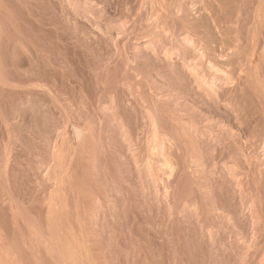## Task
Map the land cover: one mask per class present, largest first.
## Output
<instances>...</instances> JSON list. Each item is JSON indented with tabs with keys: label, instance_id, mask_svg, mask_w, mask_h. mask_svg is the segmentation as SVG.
<instances>
[{
	"label": "rangeland",
	"instance_id": "374dc122",
	"mask_svg": "<svg viewBox=\"0 0 264 264\" xmlns=\"http://www.w3.org/2000/svg\"><path fill=\"white\" fill-rule=\"evenodd\" d=\"M0 1L3 2V3L0 2V7L2 6L0 8L2 10V11L0 10V13H1L0 14V19L3 20V21H0V25H1L0 27L3 28V29L0 28L1 29L0 31H1L2 34L5 33V35L8 33L6 36L5 35H2L0 33V35L2 36V39H3L2 40L1 37H0V39H1L0 40V42H1V44H0V48H1L0 49V55H1L2 60H3V61L0 60V62H1L0 65L5 66V67L0 66V70H3V71H1L2 74L0 73V87H1L0 88V112L2 113V114L0 113V164H1L0 165V172H1V169L4 168V166H7L8 170H9V171H7L8 172L7 175H5V178L4 177L2 178L3 181H2V179H0V184L1 185L4 184L3 186H5L6 183H4V181H5L4 179L7 178V183L10 184V187H11L8 190L10 193L8 191L6 193V190L7 189H5L4 187H1V185H0V198L3 200L2 201L0 199V205H1L0 206V214H1L0 215V236H1V239H3L4 241L7 240L6 243L8 245H13L16 248V250H17L18 253H16L17 260L15 258V264H39V263H41V264H46V263H48V264H105V263L106 264H231V263L232 264H236V262L239 264V260L238 259H236L237 260L236 261L235 259H232V258L233 257L234 258H238L236 256H237L239 250H241L242 247L245 248L247 246H249V248H250V245H251L250 250L249 249L248 250L246 249V250L249 251L250 255L248 256V258L249 259L251 258L250 261H252V262L248 261L249 259L247 258L248 260L245 263L246 264H250V263L253 264L254 262H255L254 264H258V263L261 264V263H263V261H264V258H263L264 251H262V249L264 250V242H263L264 241V231H263V228H262V231H263V233H262V231H260V232L259 231H254L253 229H251L250 226L247 227V228H246L247 225L244 226V224L247 222V220H246V218H247L246 215L247 214L246 213H249L248 212L249 211L248 208L245 207V206H244L245 208H243V214L245 216H243V214H242V218H240V217L237 216V219H238L237 221H239V223L242 222V224H240L239 226L240 227L244 226L245 229H242L243 227L242 228H239V226H238L239 223L238 222L236 223V218H235V219H233V221L235 223L233 221H231V222L234 225L237 224V227L235 226V228H234V226H232V223H226V225L229 224V227L227 226L228 229L231 228V226H232V228H234V229H232V228L229 229L228 230L229 232H228L227 229H226L227 227H226L225 223L224 222H221V220H219V218H216V216L217 217L218 216H224L223 214L226 215V212H227V215L229 213L233 215V213L235 211L237 212V210H238V209L236 210V208L239 207V206H237V204L240 202L239 201L240 198L239 197H236V198L235 197H232L231 190L233 188L232 189L231 188H228L231 185L229 183V186H227L228 185V180H224V179H226V177L225 176L223 177L224 173L228 169V166H231L234 169H236V173H237V176L238 177H240L242 175L248 177V173H249V177L248 178L242 176V178L240 177L241 180H239L240 178H238L236 176L239 181L236 178H235L236 181H234V182H236V184L234 183L235 184L234 186L239 185L241 187L240 188L239 186H237V187H239L238 189L240 191H241V189L242 190H245V188H248V187L251 188L250 190H247L246 189L245 192L243 191L245 194L248 195V198H247L248 200L252 197L251 195H254V193H253L254 192L253 191L254 190L253 188H255L254 185H256V187L258 189H260V188L264 189V187H262L264 185V182L260 180L261 178H259L258 176H256V173H254L255 172L254 170L256 168L253 166L255 163H259L260 164L261 161H264V131H263L264 130V126H263L264 125V122H263L264 121V99H263L264 98V90H263L264 89V60H263L264 59V0H182L183 2H181V0L180 1L179 0H161V1L160 0H151V1L150 0H91V2H90V0H81V1H83V3L81 1L76 0L79 3L82 4V5H79L81 8L79 6L73 8L71 5H70L71 6L70 7V6H68L69 3L66 2L65 0H59L60 2L58 0H26V1L25 0H16V1L15 0H6V1L5 0H0ZM64 1L66 2L65 5H64ZM84 1H85L86 4L84 3ZM156 1L158 3H156ZM159 1H160V4L161 5L159 4ZM89 2H90V4H89ZM234 2H235V4H234ZM151 3H152V5H151ZM87 4H89V5H87ZM166 4H168V5H166ZM159 5L162 7V9H161V7ZM89 6H90V8H89ZM151 6H153V7L155 6V8H152ZM157 6H159V7H157ZM72 8L75 9V10H78V12H76ZM163 9H165V10L163 11ZM97 10L99 11V13H98ZM105 10L107 11V14H106V11ZM82 11H84V12H82ZM165 11H166V13H165ZM167 12H170V13H167ZM171 12H172V14H171ZM227 12H229L230 14L227 13ZM79 13H80L81 16L79 15ZM164 13L166 14V18L164 16L165 15ZM169 14L174 15L175 17L174 16H171ZM83 15L84 16L86 15L87 17L86 16L84 17ZM145 16H146V18H145ZM170 16H171V19H170ZM162 17H163V19L164 18L165 19L163 20ZM211 17H213V18H211ZM70 18H71V20L72 19L73 20L71 21ZM76 18H77V20H76ZM95 18H99V19H95ZM56 19H57V21H56ZM168 19H170V20H168ZM103 20H104V22L106 24L103 22ZM64 21H65V24H64ZM92 21H94L95 23H93ZM2 22H3V24H1ZM91 22H92V24H91ZM79 23H80V25H79ZM145 23H147V24H145ZM163 23H165V24L166 23H169L170 25L168 26V24H167L165 26V24H163ZM61 24H63V25H61ZM84 24H85V26H84ZM98 24H99V26H98ZM103 24H104V26L102 27ZM60 26L63 29H61ZM74 26H76V27H74ZM110 26H112V29H110ZM119 26L122 28L121 30H120V27ZM170 26H171V28H169ZM65 27H66V29H65ZM92 27H94V28H92ZM107 27H108L109 30L107 29ZM82 29H83V32H82ZM87 29H89V30H87ZM163 29H165V32H164ZM229 29H231V30H229ZM69 30H72V31L70 32ZM135 30H136V32H135ZM8 31H10V33ZM53 31H54V33H53ZM103 31H105V33ZM162 31L165 34H163ZM245 32H247V33H245ZM151 33H153V34L155 33V34L153 35ZM22 34H23V36H22ZM157 34L160 35L163 38V39L160 38V39L157 40L158 43H157V47H156V51H155V53H156L157 56H160L161 57L163 55H167V56H171L172 59H174L175 61L184 60V61H186L187 64L194 63L195 65H198L199 67L201 65H203L202 67L199 68L200 71L202 70L203 74L202 75L199 74L197 76L196 79H199L198 81H200V82L199 83H196V84H200L201 82H202V84H204L207 80H208L207 82H209V80L211 78V75H215L219 71H221V72L218 73L219 75L218 74L217 75L219 77L221 76L220 77L221 79L224 77V74H221V73H225V74L227 73L228 75L235 73L236 76L241 77L240 79L245 80V82H246V83L244 82L245 86L242 85V87H243L242 88L243 93L242 92H238L239 94H237V97L238 98L240 97L239 99H241L240 101L242 102V105H243L242 106L243 107V111L242 112H244V109H245V112L246 113L245 112L242 113L243 115H241V113H240V117L241 116L242 117L239 118V119H236L235 116H233V118H232L231 117L232 114L229 115V113L225 111L227 109V108L225 109V106L227 105L228 108H229V106H232V108H233V105L231 103V100H232V98L236 97V96H234L236 94H232L233 97H229L230 95H226L227 92L224 93L225 91L222 90V89H221V91L222 92L224 91L223 92L224 96H222L223 95L222 92L219 91L220 93L218 92V94H217L218 95V98H217V95H215V97L217 99L215 97H213V99H214L213 101L215 102L217 100V102H218V103L216 102L218 104V105L216 104V107L219 108V110H218V109H216V107L215 108H213V107L211 108L210 106H212V105L209 104L208 102H207V104L204 103V102H202L200 96H199V98H196V97H198L199 93L197 92L195 85L193 86L194 89L192 88L195 92L194 91H190V94H187V95L186 94L185 95L184 94H179L178 95V92L175 90V88H172V87H168V86L167 87L166 86L163 87V89L164 88H167L166 90L165 89L163 90L162 88H160L163 85V82L161 81V79L164 80L162 78V76H161V73H163L161 71H164V70H161L162 68L159 69L160 66L154 65L152 63L149 64L148 61H147L148 64H147V62L144 64V62L146 61L145 59L140 58V60H139V58H136L135 57L136 53H138V52L141 53L140 51H142L144 49L143 46H145L146 43L153 41V39H155V37L157 36ZM186 35L192 39V44L190 46V48H192V49L189 50L186 55H184V54L181 55L182 53L180 51L177 54L176 52L178 51V47L180 46V41ZM71 36H73V37L71 38ZM94 38H96V39H94ZM12 39L14 40L13 42H12ZM18 39H20V40H18ZM110 39H112L113 42ZM21 40H22V42H20ZM93 40H95V41H93ZM159 40H160V43H159ZM67 42H69V43H67ZM82 43L84 44V46H83ZM251 43H253L252 46H251ZM3 44H5V45H3ZM21 44L24 45V46H27V48L29 50V53H30L29 55L32 56V57H30L28 55V53H24L23 54V56L28 57V60H30L31 67L26 66V67L23 68V66H21L20 59L21 58H24V57L18 53L19 50H17V52H15L16 49H17V47L18 46H21ZM29 44H30V46H29ZM99 44H101V45H99ZM158 44L159 45L161 44V45L159 46ZM202 44H203V46H202ZM81 45H82V48L80 47ZM115 45H117V47ZM199 46H201V47H199ZM11 47L13 49H15V50L13 51V49ZM90 48H92V49H90ZM49 49H50V51H48ZM89 49L92 50L93 52L90 51ZM96 49H97V51H96ZM176 49H177V51H176ZM9 50H10V52H9ZM84 50L86 52H88V53H86ZM164 50H165V52H163ZM193 50L195 52H193ZM150 52H152V49H150ZM14 53H16V54H14ZM89 53H91V57H89L90 56ZM168 53H169V55H168ZM92 54H94V55H92ZM201 54H203V55H201ZM98 55H99V57H98ZM92 56H94V57H92ZM17 57H19V58H17ZM7 58H8V60H7ZM98 58L101 59L102 61L101 60H98ZM17 59H18V61H17ZM104 60H105V62H104ZM133 60H134V62H133ZM61 61H63V62H61ZM215 61L217 62V64H216ZM16 62H17V64H16ZM95 62H97V63H95ZM100 62H102V63H100ZM188 62H190V63H188ZM90 63L92 65L95 63L94 65H97V67L96 66L94 67V65L93 66L90 65ZM197 63H199V64H197ZM60 65H62V66H60ZM65 65H66V67H69V68L66 69ZM211 65L217 67V69L219 71L214 70V67H212ZM12 66H14V67H12ZM35 66H37V68ZM210 66L212 67V70H211V67ZM250 66L252 67V69H251ZM105 67H106V69L108 68V70H106ZM203 67H204L205 71L203 70ZM100 68H101V73H100V70L98 71V69H100ZM235 68H238V69H235ZM25 69H28V70H26L27 72L25 71ZM61 69H63V70H61ZM31 70H34V71H31ZM234 70H237V73L238 74L236 73V71L234 72ZM240 70H241V72H239ZM71 71H72V73H71ZM105 71H106V73H105ZM108 71L110 73H108ZM213 71H214V74H213ZM215 71H217V72L215 73ZM18 72H20V73H18ZM232 72H234V73H232ZM103 73H104V75H103ZM251 73L252 74L254 73V74L252 75ZM20 74H22V75H20ZM90 74H92V75L90 76ZM129 74H130V76H129ZM157 74H158V76H157ZM195 74H197V73L195 72ZM141 75H144V76L142 77ZM204 75L207 76V77H204ZM11 76H12V78H11ZM105 76H106V78H105ZM153 77H155V78H153ZM160 77H161V79H159ZM202 78L204 79V81H203ZM206 78H208V79H206ZM39 79L42 80V82H40ZM95 79H99V80H95ZM158 79H159V82L160 83L158 82ZM3 80H5V81H3ZM105 80H107L108 85H110V87L108 85L106 86L107 82ZM38 81L40 82V85L38 84ZM104 81H105L106 84L104 83ZM109 81H111V83ZM155 81H157V82L156 83H153ZM8 82L11 83L12 85L14 84L13 85L14 87L13 86H10L11 84H9ZM223 82H224V80H223ZM223 82H222V84H223ZM46 83H47L48 86H50V88L47 87V85H45ZM139 83H141L140 85L143 86V87L139 86ZM143 84H145V85H143ZM157 84H160V85L157 86ZM231 84L233 85V83H231ZM42 85H44V86H42ZM56 85H58V86H56ZM94 85L95 86L98 85L97 86L98 88H95ZM103 85H104V87H103ZM246 85H247V87H246ZM122 86H124V87H122ZM135 86H137V87L139 86V88H137ZM233 86H235V84ZM55 87H58V88H55ZM101 87H102V89H101ZM157 87H158V89L156 90ZM230 87H232V86H230ZM61 88H62V90H61ZM150 88H151V90H150ZM170 88H172L174 90L173 91H170V90H172ZM98 89H99V92L97 94L96 91ZM137 89L138 90L139 89H142V90L138 91ZM252 89H254L255 91L254 90L252 91ZM57 90L59 91V93H58ZM134 90H135V92H134ZM61 91H62L63 94H65V96L62 95V93H60ZM81 91H83V92H81ZM157 91H158V93H157ZM104 92H106V95H105ZM142 92H143V94H142ZM169 92H172V93H170L172 95L168 94ZM173 92H175V93H173ZM247 92H248V94H246ZM130 93H132L133 95H131ZM145 93H146V96H145ZM163 93H164V95H163ZM191 93H194L197 96L195 97V95H192ZM40 94H42V95H40ZM68 94H70V95H68ZM157 94H159V95H157ZM243 94H245V95H243ZM21 95H23V96L21 97ZM101 95H104V96L102 97ZM113 95H115L116 98ZM138 95H140V97ZM153 95L154 96L157 95V96L154 97ZM169 95L171 97H169ZM85 96H86L87 102H86ZM97 96H98V99H95ZM165 96L167 97V99H169V101L166 99ZM28 97H31L32 105L30 106V108L29 107H26V106L24 108L23 107V104L26 102V100H27ZM46 97H48V98H46ZM100 97H102V98L99 99ZM248 97H250V98L248 99ZM17 98H18V100H17ZM67 98H68L69 101L67 100ZM71 98H72V101H71ZM134 98H135V101H134ZM142 98L144 100H142ZM147 98L149 99V102L150 103L148 102ZM160 98L162 99L161 103L163 102V100L166 103H169V105L167 107L169 109L168 111H170V109H171V111L172 110H174V111L176 110L175 112H178V110H179L181 112V114H182V117L183 118L186 117L185 119H191V118L194 117L191 120L195 121V123L197 124L198 127H200L201 129L207 128V131L209 129L212 130L210 132L212 133V135L214 133L213 138L216 137L217 141L219 140V138L221 139V141L219 140V142H217L216 139H214V140L211 141L210 139H208V138L206 139L205 138L203 140L204 142L207 141V140L209 141V142L208 141L205 142V144H207V146H206L207 147V150H208V152H210V154L207 153V152L205 153L206 154V158H209L208 161L210 162V163H208L207 159H205V177L208 179V181L210 180L209 183H210V185L212 187V190H213L212 192L216 195L213 203L216 204L218 207L220 205L219 208L221 209V210H218L215 213V215L208 213L207 210L203 206H202V210L200 209L198 215H196L194 211L192 213V210L191 209L183 208L184 207L183 205H186L184 203H186L187 201L189 202V201L199 200V197H198V193H197L196 188H193L192 186H187L189 183L186 184L187 177H185L183 175V171L181 169L182 168V162L181 163L179 162L180 163L179 165H181V166H179L178 171L175 174V176H173V178L172 177L170 178V175L169 174L167 175V172L165 171V169L162 170V172H161L162 178L163 177H167V178H164V179H162L163 181L161 180V181L158 182V186L159 187L157 185H156V187L152 186L151 183H150L151 182L150 179L149 178L146 179L145 176H144V167H146V163H147L146 162L147 161L146 158L148 157V152L146 150L147 147L146 148H144V147H145V145L148 146L147 145L148 144V141H149L148 138H150L151 132H152V128H151L152 125L150 124L149 119L147 118L148 117V112H149L150 108L151 109L153 108V103L156 100H159V102H160ZM51 99H53V100H51ZM88 99H90V100L92 99V100L90 101ZM114 99H115V101H114ZM118 99H120V100H118ZM153 99L155 101H153ZM173 99H174L175 103H174ZM101 100H103V101H101ZM82 101H83V104H85V102L87 103L86 106L83 105V104H81ZM88 101H90V103ZM34 102H35V104H34ZM79 102H80L81 106H80ZM139 102H140V105H139ZM156 102L158 103V101H156ZM165 102H163V103H165ZM172 102H173V104H170ZM195 102H196V104H195ZM198 102H199V104H198ZM71 103H72V105H74L73 107H71L72 106ZM92 103H93V107H92ZM102 103H104V104H102ZM148 103L151 104V105H149ZM68 104H69V106H68ZM78 104H79V106H78ZM187 104L188 105L190 104V105L188 106ZM260 104H262V105H260ZM19 105H20V108H19ZM33 105H34V107H33ZM126 105H128V106H126ZM141 105H143V106H141ZM197 105H199V106H197ZM94 106H96L95 109H94ZM219 106L222 107V108H220ZM35 107H36V109L39 112L38 111L37 112L35 111L36 110V109H34ZM75 107L76 108L77 107H80L81 109H83V108L84 109L83 110H81V109L78 110V108L76 109ZM87 107L90 108V109H88ZM193 107H194V109H193ZM196 107H198V108H196ZM257 107H259V109H257ZM72 108H74V109H72ZM91 108L94 109V110H91ZM108 108L109 109L110 108H113L112 111L115 110L114 112L111 111L112 112L111 115L113 116L114 113H116L115 114L116 115V122L113 119H111L112 116H108L104 112L105 109H108ZM189 108L190 109L192 108V110H193V111L191 110L192 113H191V111H189L190 110ZM195 108H196L197 111L195 110ZM99 109L101 111L104 110L103 113H101V111ZM222 109H223V111H221ZM146 110H148V112ZM216 110H218V111H216ZM257 110H259V111H257ZM87 111H90V112H87ZM76 112L79 113V114L81 112V114L78 115V114H76ZM97 112L99 114L100 113L101 114L99 115V114H97ZM166 112H167V110H166ZM145 113L147 114V116H146ZM218 113H219V115H218ZM104 114H106V116ZM221 114H223V115H221ZM101 115H102V117H101ZM92 116H94L93 117L94 119L91 120ZM95 116H98V117H95ZM190 116H191V118H190ZM224 116H226V117H224ZM99 117H100V119L102 118L103 120L102 119L100 120ZM47 118H48V120H47ZM81 118H83V119H81ZM107 118L109 120H107ZM256 118H259V119H256ZM79 120H80V122H79ZM88 120L90 122H92V123H89ZM93 120L96 122V124L98 123L99 127H98V125L95 124V122H93ZM105 120H106V122H105ZM119 120H121V121H119ZM103 121H104V123H102ZM141 121H142V123H141ZM81 122H83V123H81ZM113 122H114V124H113ZM207 122H208V124H207ZM115 123L118 124V126L115 125ZM122 123H123V127L125 128L124 129V133H126V132L129 131V133H127L129 135L126 134L127 135L126 139L125 138H121V130H119L120 129L119 128V124H122ZM48 124H50V126ZM110 124L112 126H110ZM149 124H150V126H149ZM260 124H262V125H260ZM143 125H145V126H143ZM221 125H222V128H221ZM76 126H78V128H81V129H84L85 126L87 128V129L85 128L84 129L85 132L84 131L83 132L85 134L88 133V136L91 137L90 140H91L92 143L90 142V140H88V145L91 144L90 146H88L89 147V150L91 149V151H92V152H90L91 154L88 153L90 155H88L87 153H84L85 151L87 152V150H85V151L83 150L86 147L85 145H87L85 143L87 141H85V140L82 141L81 138L79 139L80 141H77V139L75 140V138L73 137V139L75 141L73 140L71 142V139H69L70 136L67 137V135H71L72 136V134H74L73 133V130L75 129ZM101 126H102L103 129L101 128ZM108 126L110 127L111 130L110 129H106V127L108 128ZM113 126H114L115 129H113ZM25 127H26V129H25ZM95 127H97V128H95ZM141 127H142V129H140ZM210 127H212V128H210ZM98 128L99 129L101 128L102 130L101 129L99 130ZM27 129H29V130H27ZM148 129H150V131ZM22 130H24V131H22ZM107 130H110V131L107 132ZM143 130H144V132H143ZM51 131H53L54 133H52ZM229 131H231V133H229ZM234 131H236V132H234ZM92 132H94V133L92 134ZM142 132H143V134H142ZM95 133H99L100 134V135L99 134H96L97 136L100 137V138L98 137L97 140L102 139L103 136H104V140L102 139L103 140L102 141L103 143L105 141L104 144H102V142L100 140L97 142V140H96V137L97 136L96 137L94 136ZM261 134H262V136H261ZM55 135H58L57 139H56V136ZM141 135H143V136H141ZM148 135H149V137L147 138ZM16 136H17V139H15ZM235 136H236V138H235ZM137 138L140 139V140L142 139V140L141 141L140 140H136ZM146 138L148 140H145ZM237 138H239V139H237ZM257 138L260 139V140H258ZM18 139H19V141H18ZM127 139H130L132 141L131 145H128L129 140L127 141ZM228 139L231 140V141H229ZM236 139L238 141H240V142H238ZM63 140L66 141V144L65 145H64V142L65 141H63ZM106 140L107 141L109 140L108 142L111 144V145L110 144L109 145L110 146H113V147H110L109 146L111 149L105 147L106 146L105 145L106 144ZM115 140H117V141H115ZM134 140H135V142H134ZM95 141L97 142L96 143L97 146L95 144ZM138 141H139V145L136 144V143H138ZM228 141L231 142V143L229 144ZM2 142H4V143H2ZM16 142H17V144H16ZM48 142H50V143H48ZM56 142H57L60 150L62 152L64 151V155H63V153L61 154V151L59 150L60 157H58V158H60V159L62 158V161L67 159L66 160L67 163L64 161L61 164V161L58 160V158L57 159L55 158L56 159L55 160L53 157H51L52 156L51 155L52 154L51 153L52 152L51 150H52V147H54L53 144L55 145ZM60 142H63V145ZM70 142L73 143V145ZM99 142H101L102 145L101 144H98ZM119 142H120V144H119ZM141 142H142V144H141ZM248 142L251 143V144L248 145L249 144ZM211 143H212V145L210 146ZM213 143H215L216 145L213 144ZM218 143L220 144V146L217 145ZM9 144H10V146H9ZM60 144L62 146H60ZM240 144H241V146H240ZM243 145H245V146H243ZM91 146H92V148H91ZM93 146H94V148H93ZM126 146L127 147L130 146V148H132V149H130V148L128 149V148H126ZM133 146L135 148H133ZM212 146L213 147L218 146V148L215 147V149H213ZM225 146H226V148H225ZM47 147H49V148H47ZM79 147H80V149H79ZM81 147H82V149H81ZM88 147H86V148H88ZM103 147H105V148H103ZM208 147H211V148H208ZM239 148L241 150H243V155H244L242 157L243 158V161H240L241 159H239L238 158L239 156H237L236 149L238 150ZM96 149H98V150H96ZM227 149H228V151H226ZM234 149H235V152H233ZM251 149H253V150H251ZM65 150H66V152H65ZM81 150H83V151H81ZM89 150H88V152H89ZM118 150L119 151L121 150V151L119 152ZM129 150H132L134 152L132 153V151L130 152ZM212 150H213V153H212ZM18 151H19V153H18ZM127 151H128V153H127ZM136 151H139V152H137L136 153V156H135L134 153ZM244 151H246L247 153L244 152ZM75 152H76V154H75ZM98 152H99V154H98ZM123 152L126 153V156H125V154ZM145 152H147V153L145 154ZM229 152H231V153H229ZM253 152H256V154L258 153L257 154L258 156L256 154H253ZM5 153L8 154V156H9L8 158H10V160L8 158L7 159L5 158V157H7V156H4ZM66 153H67V155H66ZM71 153L73 155V158L71 157ZM96 153L100 157H98ZM118 153L121 154V155H119ZM138 153H139V155H138ZM224 153L225 154L227 153V155L224 156ZM39 154H41V155H39ZM214 154H215V157H214ZM217 154L218 155L220 154V155L218 156ZM231 154L233 156H231ZM250 154H252V155H250ZM68 155H69V157H68ZM116 155H117V157H116ZM133 155L136 157V159L139 157L137 160L141 164L140 165V168H139V166H137L135 164V162H134L135 158H134ZM210 155H212V156H210ZM254 155H256V156H254ZM64 156H67V158L63 159ZM216 156H218V157H216ZM87 157H90V158L92 157L93 158V161L90 162ZM132 157H133V159H132ZM226 157H227V159H226ZM232 157H233V159H232ZM253 157H255V158L253 159ZM105 158H107V159H105ZM142 158H143V160H142ZM152 158L153 157H151L150 162L152 164H154L155 161ZM210 158H211V160H210ZM229 158H231V159H229ZM258 158L259 159L261 158V159L258 160ZM49 159H50V161H49ZM130 159H132L133 161L132 160L130 161ZM213 159H215V161ZM245 159H247V161H244ZM251 159L253 161H255V162L251 161ZM87 160H88V163L90 165L88 168L86 167L87 166L86 164H88L87 163ZM238 160L240 162L239 164L242 165L243 167L245 165L248 168L251 167L250 170L249 169H244L243 170L242 166H240L238 164V162H237ZM57 161H58V163H57ZM180 161H182V159H180ZM219 161H220V163H219ZM242 162H245V163H242ZM53 163H54L55 167H54ZM95 163H96V165H95ZM129 163L131 165H132V163H134V164L132 166H129ZM211 163H213V164H211ZM246 163H249V166ZM31 164H33V165H31ZM223 164H224V166H223ZM233 164H235V165H233ZM237 164L239 165L240 168L238 167ZM259 164H257V165L255 164L256 167ZM10 165H11V167H10ZM12 165H14V166H12ZM34 165L37 166V167L35 168ZM91 165H95V167L94 166L91 167ZM221 165H222V167H221ZM234 166H236V167H234ZM67 167H68V169H67L68 171L66 170V172H68L69 174L67 173L68 175H66L67 177H65L66 178L65 179V183H63L64 187L62 185V188H61V186H60V180H61L62 176H64L66 174L65 169ZM131 167H133L134 169L132 168V170H131ZM253 167L255 169H253ZM15 168H16V170H15ZM125 168L127 170H125ZM241 168H242V171H241ZM263 168H264V166H263ZM10 169H11V171H10ZM116 169H118V170H116ZM139 169H141V170H139ZM142 169H143V171H142ZM190 169L193 170V168H190ZM106 170L107 171L109 170V172H107ZM133 170H134V172H133ZM215 170H216V173L218 171V173H219L218 175L215 173ZM238 170H240L239 173L237 172ZM55 171H56V173H55ZM209 171H211V173ZM247 171H250L251 174H250V172L246 173ZM47 172H49V173H47ZM137 172H139V173L137 174ZM59 173H60V176L61 177H59ZM71 173H74V174L72 175ZM90 173H91V175H90ZM109 173H110V175H109ZM127 173H129V174H127ZM1 174H3V172H1ZM253 174H255V179L254 180L256 181V179H257V181H258L257 184L255 182H253L254 181L253 178H252V177H254ZM55 175H56V177H54ZM75 175H77V178H76ZM89 175L92 176L93 178L90 177ZM127 175H129V176H127ZM220 175H222V177ZM50 176H52V179H51ZM71 176L72 177L74 176L76 180H73L74 177L72 179ZM114 176H115L116 179L114 178ZM140 176L143 179H140ZM216 176L221 177V179H223V180L222 181H219L221 179L219 177L217 178ZM57 177H59V178H57ZM48 178L50 179V181H49ZM67 178H68V180H67ZM120 178H122L123 180L120 179ZM144 178L146 179V181H145ZM174 178H176V179H174ZM243 178L244 179L246 178V179L244 180ZM57 179H60V180L57 181ZM90 179H92V180H90ZM171 179H172L173 183L171 182ZM130 180H131L132 183L130 182ZM246 180L247 181L249 180V182L246 183L247 182ZM66 181H67V183H66ZM148 181H149V183H148ZM224 181H225V183H223ZM259 181H261L263 184L260 182L261 183V185H260L259 184ZM169 182H171V185H170ZM181 182H183V183H181ZM242 182H244V183H242ZM74 183H76V184H74ZM122 183H124V184L122 185ZM241 183H242V185H241ZM245 183H246V185H245ZM66 184L67 185L68 184L69 185L71 184L70 185L71 187L69 185L66 187ZM90 184H91V186H90ZM126 184H128L129 186L131 185V186L129 187ZM42 185H44L43 186L44 188L42 187ZM137 185L139 187H137ZM167 185H169V186H167ZM172 185L174 186V188H173ZM112 186H113V188H112ZM114 186H115V188H114ZM141 186L142 187L145 186L144 187L145 189L142 188ZM149 186L152 187V188H150ZM178 186H179V188H178ZM127 187H129V188H127ZM3 188H4V193H6V196L3 193ZM101 188H102V190H101ZM120 188H121L122 191L120 190ZM166 188H168V189L171 188V190L170 189L169 190L168 189L166 190ZM224 188L225 189L227 188L228 190H225ZM17 189H18V191H17ZM150 189L151 190H153V189L154 190H157V192L159 190V193L154 192V190L151 192ZM161 189H162V191H160ZM58 190H59V192H58ZM114 190H115V192H114ZM172 190L173 191L175 190V193L171 192ZM177 190H178V194H177ZM179 190L180 191L182 190V191L180 192ZM73 191H74V193H73ZM146 191H148V192H146ZM186 191H188V192H186ZM247 191H248V193H247ZM118 192H121V193H118ZM228 192H231V193L228 194ZM23 193H25V194H23ZM96 193L99 196H97ZM125 193H126V195H125ZM151 193H152V195H150L151 196L150 197L149 194H151ZM169 193H171V195ZM218 193H219V195H218ZM244 193H243V195H245ZM7 194H9V195H7ZM57 194H59L58 196L60 197V200L62 201L63 211L60 210L61 212L59 211L58 214L56 213L57 215L55 214V215L49 216V213L51 214V212L48 213V211H52V209H53L52 207H54L53 206L54 205V202H53L54 201L53 200L54 198L53 197H55V196L57 197ZM173 194L176 195V197L175 196L173 197L172 196ZM10 195H11V197H10ZM164 195L170 197V198L168 197V201H165L166 199H165V196ZM184 195H186V196H184ZM229 195H231L232 199H231V197H229ZM243 195H242V200H244L243 199V197H244ZM16 196H18V197H16ZM108 196H109V198H108ZM2 197H4L5 199H3ZM95 197H96V199H99V202L101 203V205L97 208L96 214H95V217H94L92 215L94 213H92V211H91L94 207L93 206L91 207L90 204L92 203V205H94ZM157 197H159V198H157ZM151 198H152V200H151ZM173 198H174V203H175L174 205H173ZM179 198L181 199V202L183 204L178 201V200H180ZM182 198H183L184 201H182ZM233 198H235L236 201H235V199L233 200ZM237 198H239V199L237 200ZM50 199H52V200H50ZM55 199L57 201V198H55ZM68 199L70 200L71 203L69 202ZM157 199H160V200H157ZM170 199H172V201H171L172 202V205L168 203L170 201ZM190 199H192V200H190ZM10 200H11V202H10ZM13 200H14L15 203L13 202ZM121 200H123L125 202H123ZM220 200L223 201V203L221 202L222 204L220 203ZM231 200H233V201H231ZM101 201H103V202H101ZM146 201H148L147 204H146ZM5 202L7 203L6 204L7 206L5 205ZM17 202H18V204H22L23 205V208L25 207L24 208L25 213H26L25 216L26 217L29 216L28 217L29 219L28 218L27 219L30 220V221H32V219H33V221H34V219H36L35 222L37 221L39 223V225H38L39 227L41 225H43L42 223L46 224L42 220H44V221L47 222V219H46L47 218V215L49 217V220H51L52 223L54 222L57 225V226H55V224L53 225L51 222L49 223V226H50L49 229L51 231L50 234L48 233V228L46 227L48 224H46L43 227V230L41 229L42 226L40 227V232L41 231L43 232V236L45 238L44 241L46 243V240H47V243H48V244H46V246H49L50 249H53L52 250V253H55L54 255L52 253L47 255L46 253H44L41 250H40V254H39V252H38L39 249L36 247L37 245L35 246V243H33L34 244L33 246H35L34 248H33V246L32 247L30 246L31 243L30 244L27 243L28 239L23 236L24 235L23 232H25L24 227L22 229L20 228L23 225V223H22L21 219H19L20 216L17 215V213L19 211L16 212L17 210L14 208V207H16ZM151 202H153V203L151 204ZM161 202H164L165 204L164 203H161ZM207 202L209 203V201H207ZM39 203H41V204H39ZM166 203L169 205L170 208L168 207V205ZM178 203L179 204L181 203L182 206L181 205L179 206ZM229 203H231V204H229ZM233 203H235V204L237 203V204L235 205ZM13 204H16V205H13ZM45 204H46L47 207L45 206ZM227 204L230 205V206H228ZM10 205L13 206V209H12V206H10ZM151 205L152 206L154 205V206L152 207ZM158 205H159V208L161 207L160 211H159V208L156 207ZM164 205H166V206H164ZM238 205H240V203ZM41 206H43V207L45 206V207L43 208ZM50 206H52L51 207L52 209L50 208ZM69 206H70V208H69ZM105 206H106V208H105ZM172 206H174V207L177 206L178 207V208L177 207H175V208L173 207L174 209L177 208V210H175V212L177 211V213L174 212V210L172 209ZM225 206L226 207L228 206V207L226 208ZM234 206H236V208ZM40 207H41V209H39ZM85 207H86V209H85ZM88 207H89V209H88ZM100 207H101V209H100ZM113 207H114V209H113ZM166 207L168 208V211H170V212H168V211H167V213H164L163 212V211H166L167 210ZM46 208H48L50 210H47ZM164 208H166V209H164ZM180 208H182V210ZM228 208H232V212L233 213L229 212L228 211ZM42 209H43V211L44 210L45 211L43 212ZM183 209H184L185 212L183 211ZM233 209L235 211H233ZM101 210L104 211V213ZM152 210H153V212H152ZM171 210H172V212H171ZM186 210H188V211H186ZM12 211H15V212H12ZM22 211H23V209H22ZM99 211H101V213ZM114 211L117 214H115ZM178 211H181V212H178ZM11 212H12V214H11ZM45 212H46V214H45ZM89 212H91V214ZM111 212L114 214V217H111V216H113V214H111ZM182 212H184V213H182ZM13 213L14 214L16 213V215H14ZM36 213H38V214H36ZM67 213H69L70 215L67 214ZM168 213L169 214L171 213L172 215L170 214L171 215L170 216ZM178 213H181L180 219H179V215L180 214H178ZM186 213H187V215L182 216V214L184 215ZM5 214L8 216V218H7V216ZM104 214H105V218H104ZM194 214H195L196 217L194 216ZM4 215H5V217H4ZM45 215H46V217H45ZM59 215H62L61 216L62 219H61V217ZM90 215L92 217H91V219H88L90 217ZM173 215H175V216H173ZM190 215L192 217H195V219L192 218ZM234 215H235V213H234ZM2 216H3V218H2ZM9 216H10V218H9ZM17 216H18V218H17ZM33 216H34V218H33ZM186 216H188V217H186ZM26 217H24V218L26 219ZM51 217H53V218H51ZM182 217H183V219H182ZM56 218H58L59 220L58 219L56 220ZM64 218H66L68 220H66ZM86 218L88 220H86ZM190 218H192L194 220L193 221L191 219L192 223L190 221ZM63 219H64V222L62 221ZM175 219H177L176 221L179 223L178 226L176 225L177 223L175 222ZM181 219L182 220H185L186 219V220L184 222V221H181ZM198 219H200V221ZM214 219H215V221H213ZM15 220H17V221H15ZM169 220H174V222L172 223V221H169ZM165 221H166V223H165ZM167 221H169V222L167 223ZM86 222H87V224H89L91 222L92 224L91 223L90 224L92 226L90 224H89V226L86 225L85 224ZM182 222H184V223H182ZM197 222H199L200 224H197ZM14 223H15V225H13ZM19 223H20V225H18ZM40 223H41V225H40ZM169 223L172 224V225H170ZM195 223H196V225H195ZM16 224L18 225V227H17ZM165 224H168V225H165ZM173 224H174V226H173ZM183 225H185V227ZM217 225H218V227H215ZM67 226H68V228H67ZM106 226H107V228H106ZM14 228H16V230ZM213 228L214 229L217 228V229L214 230ZM20 229H21V232H20ZM210 229L211 230L213 229L212 230V233L214 234L216 232L215 233L216 235L215 234L213 235L212 233H210L211 232ZM246 229L249 232L246 231ZM44 230L47 231V232H45ZM69 230H70V232H69ZM170 230L171 231H174V232H171ZM231 230H233V231H231ZM76 231H79V232H76ZM235 231H237V233ZM242 231H244V232L242 233ZM44 232H45V234H44ZM238 232H241L242 233V237L244 235V237L247 236V238H244L243 237L242 239H240V236H241L240 234L241 233L238 234ZM250 232L252 233V235L250 234ZM258 232L260 233L259 236L256 235V233L259 234ZM46 233H48L49 235L46 234ZM91 233H93L94 235H92ZM72 234H73V236H72ZM183 234H185L186 237ZM20 235H21V238H20ZM87 235H89V236H87ZM202 235H203V237H202ZM228 235L230 236V238H229ZM254 235L257 238H255ZM91 236H92V238H91ZM93 236H94V239H93ZM221 236H223V237H221ZM235 236H237V237H235ZM181 237H182V239H181ZM234 237H235V239H234ZM249 237H252V238H249ZM24 239H26V242H25ZM50 239L54 241V242L52 241L51 244L53 243L52 244L53 246L54 245H57V246H54L53 248H51L52 246L49 243V240ZM91 239H93V240L91 241ZM175 239H176V242L177 243L175 242ZM250 239H253L254 241H252ZM261 239H263V240H261ZM229 240H231V241H229ZM235 240L238 241V242H236V244H235ZM256 240H258V241L255 242ZM232 241H234V243H232ZM28 242H30V241H28ZM178 242L181 243L182 245L181 244H178ZM41 243L43 244L44 242L42 241ZM227 243H231V244H227ZM258 243H260V244H258ZM26 244H28L31 248L28 245H26ZM64 244H65V246H64ZM176 244H177V247H176ZM219 244H221V245H219ZM227 245H229V246H227ZM244 245H245V247H244ZM259 245L262 248H260ZM238 246L239 247L241 246L240 249H238L239 248ZM55 247H57V248L55 249ZM217 247L218 248L220 247L219 248L220 250H218ZM229 247H231V248H229ZM235 247L236 248L238 247V248L236 249ZM27 248H28V250H26ZM184 249H186V250H184ZM229 249H231V250H229ZM234 249L236 250L237 253L236 252L233 253V251H235ZM259 249H260V252L258 251ZM27 251H28V253H27ZM99 251H101L102 253H100ZM261 251H262V253H261ZM178 252H180V253L178 254ZM258 252H259L260 255H258ZM36 253H38L39 256ZM41 253H42V256H41ZM231 254H234L235 256L234 255H231ZM261 254H263V255H261ZM43 255H44V257H43ZM178 255H180V256H178ZM252 255H253V257H252ZM56 257L57 258L59 257L58 260L61 259V258L62 259L60 261L57 260V262H56ZM260 258H262L263 261H262V259L260 260ZM68 259H69V261H68ZM226 260L229 261V262L226 263ZM257 261H260V262L257 263Z\"/></svg>",
	"mask_w": 264,
	"mask_h": 264
},
{
	"label": "bare ground",
	"instance_id": "6f19581e",
	"mask_svg": "<svg viewBox=\"0 0 264 264\" xmlns=\"http://www.w3.org/2000/svg\"><path fill=\"white\" fill-rule=\"evenodd\" d=\"M6 1V0H5ZM16 1V0H15ZM26 1V0H25ZM59 1V0H58ZM66 2H68L69 3V5L68 6H72L73 8L74 7H78L79 5H82L81 3H79L78 1H81V0H78V1H76V0H65ZM64 1V5H65V2ZM151 1V0H150ZM161 1V0H160ZM160 1H159V4H160ZM180 1V0H179ZM1 2V1H0ZM60 2V1H59ZM82 3H83V1H81ZM88 2V1H87ZM90 2H91V0H90ZM90 2H89V4H90ZM148 2V1H147ZM155 2V1H154ZM181 2H183L182 0H181ZM240 2V1H239ZM1 3H3V2H1ZM62 3V2H61ZM71 3V4H70ZM84 3H85V1H84ZM153 3V2H152ZM152 3H151V5H152ZM156 3H158L157 1H156ZM164 3V2H163ZM162 3V4H163ZM214 3V2H213ZM216 3V2H215ZM86 4V3H85ZM89 4H87V5H89ZM155 4V3H154ZM169 4V3H168ZM168 4H166V5H168ZM234 4H235V2H234ZM15 5V4H14ZM17 5V4H16ZM51 5V4H50ZM92 5V4H91ZM161 5V4H160ZM159 5V6H160ZM7 6V5H6ZM52 6V5H51ZM70 6V7H71ZM146 6V5H145ZM159 6H157V7H159ZM189 6V5H188ZM236 6V5H235ZM2 7V6H1ZM0 7V8H1ZM80 7V6H79ZM152 8H155V6L153 7V6H151ZM161 7V6H160ZM166 7V6H165ZM208 7V6H207ZM72 8V9H73ZM81 8V7H80ZM79 8V9H80ZM84 8V7H83ZM89 8H90V6H89ZM94 8V7H93ZM98 8V7H97ZM150 8V7H149ZM170 8V7H169ZM189 8V7H188ZM191 8V7H190ZM151 9V8H150ZM161 9H162V7H161ZM1 10V9H0ZM55 10V9H54ZM73 10H75V9H73ZM81 10V9H80ZM89 10V9H88ZM165 9H163V11H164ZM2 11V10H1ZM9 11V10H8ZM21 11V10H20ZM57 11V10H56ZM76 12H78V10H75ZM74 11V12H75ZM87 11V10H86ZM93 11V10H92ZM98 11V10H97ZM103 11V10H102ZM106 11V10H105ZM177 11V10H176ZM48 12V11H47ZM61 12V11H60ZM69 12V11H68ZM73 12V11H72ZM82 12H84V11H82ZM91 12V11H90ZM178 12V11H177ZM206 12V11H205ZM11 13V12H10ZM9 13V14H10ZM58 13V12H57ZM89 13V12H88ZM98 13H99V11H98ZM165 13H166V11H165ZM164 13V14H165ZM167 13H170V12H167ZM210 13V12H209ZM227 13H229V12H227ZM257 13V12H256ZM1 14V13H0ZM53 14V13H52ZM77 14V13H76ZM86 14V13H85ZM106 14H107V11H106ZM171 14H172V12H171ZM171 14H169V15H171ZM179 14V13H178ZM223 14V13H222ZM230 14V13H229ZM259 14V13H258ZM12 15V14H11ZM37 15V14H36ZM46 15V14H45ZM63 15V14H62ZM78 15V14H77ZM79 15H80V13H79ZM88 15V14H87ZM94 15V14H93ZM92 15V16H93ZM101 15V14H100ZM159 15V14H158ZM157 15V16H158ZM210 15V14H209ZM263 15V14H262ZM10 16V15H9ZM81 16V15H80ZM84 16V15H83ZM86 16V15H85ZM84 16V17H85ZM99 16V15H98ZM147 16V15H146ZM146 16H145V18H146ZM165 16V18H166V14L164 15ZM168 16V15H167ZM171 16H174V15H171ZM171 16H170V19H171ZM178 16V15H177ZM16 17V16H15ZM83 17V18H84ZM87 17V16H86ZM91 17V16H90ZM96 17V16H95ZM149 17V16H148ZM175 17V16H174ZM193 17V16H192ZM238 17V16H237ZM261 17V16H260ZM4 18V17H3ZM13 18V17H12ZM64 18V17H63ZM78 18V17H77ZM77 18H76V20H77ZM89 18V17H88ZM102 18V17H101ZM107 18V17H106ZM164 18V19H165ZM188 18V17H187ZM211 18H213V17H211ZM210 18V19H211ZM226 18V17H225ZM8 19V18H7ZM6 19V20H7ZM53 19V18H52ZM62 19V18H61ZM79 19V18H78ZM95 19H99V18H95ZM94 19V20H95ZM142 19V18H141ZM155 19V18H154ZM162 19H163V17H162ZM163 19V20H164ZM170 19H168V20H170ZM174 19V18H173ZM172 19V20H173ZM221 19V18H220ZM9 20V19H8ZM65 20V19H64ZM70 20H71V18H70ZM73 20V19H72ZM71 20V21H72ZM80 20V19H79ZM150 20V19H149ZM159 20V19H158ZM177 20V19H176ZM175 20V21H176ZM204 20V19H203ZM213 20V19H212ZM0 21H3V20H1L0 19ZM46 21V20H45ZM51 21V20H50ZM56 21H57V19H56ZM66 21V20H65ZM65 21H64V24H65ZM84 21V20H83ZM88 21V20H87ZM106 21V20H105ZM145 21V20H144ZM167 21V20H166ZM219 21V20H218ZM77 22V21H76ZM86 22V21H85ZM93 23H95L94 21H92ZM92 22H91V24H92ZM102 22V21H101ZM103 22H104V20H103ZM112 22V21H111ZM110 22V23H111ZM126 22V21H125ZM140 22V21H139ZM150 22V21H149ZM164 22V21H163ZM7 23V22H6ZM62 23V22H61ZM69 23V22H68ZM73 23V22H72ZM75 23V22H74ZM81 23V22H80ZM80 23H79V25H80ZM99 23V22H98ZM105 23V22H104ZM109 23V22H108ZM107 23V24H108ZM204 23V22H203ZM214 23V22H213ZM239 23V22H238ZM1 24H3V22L1 23ZM42 24V23H41ZM50 24V23H49ZM76 24V23H75ZM106 24V23H105ZM112 24V23H111ZM114 24V23H113ZM142 24V23H141ZM145 24H147V23H145ZM163 24H165V23H163ZM168 24V26L170 25L169 23H166L165 24V26ZM177 24V23H176ZM202 24V23H201ZM212 24V23H211ZM221 24V23H220ZM262 24V23H261ZM10 25V24H9ZM53 25V24H52ZM61 25H63V24H61ZM73 25V24H72ZM88 25V24H87ZM101 25V24H100ZM125 25V24H124ZM156 25V24H155ZM226 25V24H225ZM224 25V26H225ZM238 25V24H237ZM259 25V24H258ZM1 26V25H0ZM5 26V25H4ZM65 26V25H64ZM77 26V25H76ZM76 26H74V27H76ZM84 26H85V24H84ZM89 26V25H88ZM98 26H99V24H98ZM104 26V24L102 25V27ZM130 26V25H129ZM167 26V27H168ZM189 26V25H188ZM87 27V26H86ZM106 27V26H105ZM120 27V26H119ZM173 27V26H172ZM217 27V26H216ZM1 28V27H0ZM7 28V27H6ZM30 28V27H29ZM60 28H61V26H60ZM83 28V27H82ZM90 28V27H89ZM92 28H94V27H92ZM99 28V27H98ZM125 28V27H124ZM131 28V27H130ZM147 28V27H146ZM150 28V27H149ZM165 28V27H164ZM169 28H171V26L169 27ZM1 29H3V28H1ZM0 29V30H1ZM61 29H63V28H61ZM65 29H66V27H65ZM100 29V28H99ZM98 29V30H99ZM104 29V28H103ZM107 29H108V27H107ZM110 29H112V26H110ZM122 28L120 27V30H121ZM179 29V28H178ZM203 29V28H202ZM258 29V28H257ZM27 30V29H26ZM44 30V29H43ZM68 30V29H67ZM87 30H89V29H87ZM97 30V31H98ZM102 30V29H101ZM109 30V29H108ZM114 30V29H113ZM149 30V29H148ZM164 30V32H165V29H163ZM169 30V29H168ZM167 30V31H168ZM181 30V29H180ZM217 30V29H216ZM229 30H231V29H229ZM6 31V30H5ZM32 31V30H31ZM51 31V30H50ZM70 32L72 31V30H69ZM92 31V30H91ZM94 31V30H93ZM96 31V30H95ZM151 31V30H150ZM170 31V30H169ZM182 31V30H181ZM222 31V30H221ZM9 33H10V31H8ZM29 32V31H28ZM82 32H83V29H82ZM88 32V31H87ZM100 32V31H99ZM104 33H105V31H103ZM115 32V31H114ZM135 32H136V30H135ZM149 32V31H148ZM153 32V31H152ZM163 32V31H162ZM163 32V34H165ZM178 32V31H177ZM183 32V31H182ZM0 33H1V31H0ZM17 33V32H16ZM38 33V32H37ZM52 33V32H51ZM50 33V34H51ZM53 33H54V31H53ZM52 33V34H53ZM56 33V32H55ZM78 33V32H77ZM81 33V32H80ZM92 33V32H91ZM109 33V32H108ZM126 33V32H125ZM146 33V32H145ZM189 33V32H188ZM245 33H247V32H245ZM2 34V33H1ZM8 34V33H7ZM6 34V35H7ZM29 34V33H28ZM49 34V33H48ZM72 34V33H71ZM74 34V33H73ZM103 34V33H102ZM124 34V33H123ZM150 34V33H149ZM151 34H153V33H151ZM155 34V33H154ZM153 34V35H154ZM168 34V33H167ZM2 35H5V33L4 34H2ZM5 35V36H6ZM38 35V34H37ZM78 35V34H77ZM91 35V34H90ZM104 35V34H103ZM110 35V34H109ZM112 35V34H111ZM188 35V34H187ZM185 36L183 39H181V41H180V46L178 47V51H177V49H176V53L178 54V52L180 51L182 54L181 55H186L187 54V52L189 51V50H191L192 48H190V46H191V44H192V39L190 38V37H188V36ZM236 35V34H235ZM22 36H23V34H22ZM27 36V35H26ZM34 36V35H33ZM98 36V35H97ZM183 36V35H182ZM195 36V35H194ZM202 36V35H201ZM0 37H1V39H2V36L0 35ZM10 37V36H9ZM14 37V36H13ZM55 37V36H54ZM57 37V36H56ZM73 36H71V38H72ZM93 37V36H92ZM99 37V36H98ZM107 37V36H106ZM116 37V36H115ZM155 37V36H154ZM175 37V36H174ZM255 37V36H254ZM7 38V37H6ZM66 38V37H65ZM85 38V37H84ZM113 38V37H112ZM160 38H162L160 35H158L157 34V36L155 37V39H153V41H151V42H148V43H146V45L145 46H143V50L142 51H140L141 53H136V55H135V57L136 58H139V60H140V58H142V59H145L146 61L144 62V64L148 61L149 62V64L150 63H152V64H154V65H157V66H160V68L159 69H161V70H164V71H161V72H163V73H161V76H162V78L164 79V80H162L161 79V77L159 78V79H161V81L163 82V85H162V87H160V88H162L163 89V87H172V88H175V90L178 92V95L179 94H190V91H194L193 89V86L195 85L196 86V90H197V92L199 93V95H198V97H196L197 95H195L194 93H191L192 95H195V97L196 98H199V96H200V98H201V101L202 102H204V103H206L207 104V102L209 103V104H211L212 106H210L211 108L213 107V108H215L216 107V104L218 103L217 102V100L214 102L213 100V97H215V95H217L218 94V92L220 91V92H222L221 91V89L222 90H224L223 92L224 93H226L227 92V94L226 95H230L229 97H233V95L232 94H236V95H234V96H236V97H234V98H232V100H231V103H232V105H233V108H232V106H229V108H228V106L226 107L225 106V111L226 112H228L229 113V115H231L232 114V118H233V116H235L236 117V119H239V118H241L240 117V113H241V115H243L242 113H244L245 112V109H244V112H242L243 111V105H242V102L240 101L241 99H239L238 97H237V94H239L238 92H242L243 93V90H242V85L243 86H245V84H244V82H245V80H242V79H240L241 77H239V76H236L235 75V71H236V73H237V70H234V72H232V73H234V74H225V73H221V74H224V79L222 78H220L218 75V73H220L221 71H219L218 69H217V67H215V66H213V65H211L212 67H214V70H217V71H219L217 74H215V75H211V78H210V80H209V82H205L204 84H202V82L200 83V84H196V83H199L200 81H198L199 79H196L197 78V76L199 75V74H203V72H202V70L200 71V67H202L203 65H201L200 67L198 66V65H195L194 63H190V62H188V63H190V64H187L186 63V61H184V60H181V61H175L174 59H172V57L171 56H167V55H163V56H157L156 55V53H155V51H156V47H157V40L158 39H160ZM176 38V37H175ZM245 38V37H244ZM0 39V40H1ZM74 39V38H73ZM86 39V38H85ZM84 39V40H85ZM90 39V38H89ZM92 39V38H91ZM94 39H96V38H94ZM98 39V38H97ZM109 39V38H108ZM130 39V38H129ZM163 39V38H162ZM3 40V39H2ZM17 40V39H16ZM18 40H20V39H18ZM50 40V39H49ZM65 40V39H64ZM72 40V39H71ZM81 40V39H80ZM111 41H112V39H110ZM109 40V41H110ZM14 40L12 39V42H13ZM34 41V40H33ZM78 41V40H77ZM90 41V40H89ZM93 41H95V40H93ZM101 41V40H100ZM110 41V42H111ZM178 41V40H177ZM11 42V41H10ZM20 42H22V40L20 41ZM35 42V41H34ZM82 42V41H81ZM85 42V41H84ZM107 42V41H106ZM105 42V43H106ZM113 42V41H112ZM118 42V41H117ZM124 42V41H123ZM196 42V41H195ZM248 42V41H247ZM27 43V42H26ZM67 43H69V42H67ZM86 43V42H85ZM98 43V42H97ZM103 43V42H102ZM109 43V42H108ZM159 43H160V40H159ZM0 44H1V42H0ZM44 44V43H43ZM83 44V43H82ZM88 44V43H87ZM115 44V43H114ZM113 44V45H114ZM120 44V43H119ZM252 44L253 43H251V46H252ZM3 45H5V44H3ZM8 45V44H7ZM10 45V44H9ZM13 45V44H12ZM11 45V46H12ZM16 45V44H15ZM32 45V44H31ZM38 45V44H37ZM80 45V44H79ZM99 45H101V44H99ZM103 45V44H102ZM108 45V44H107ZM159 45V44H158ZM161 45V44H160ZM159 45V46H160ZM163 45V44H162ZM179 45V44H178ZM199 45V44H198ZM248 45V44H247ZM29 46H30V44H29ZM39 46V45H38ZM54 46V45H53ZM83 46H84V44H83ZM92 46V45H91ZM90 46V47H91ZM96 46V45H95ZM116 47H117V45H115ZM130 46V45H129ZM136 46V45H135ZM202 46H203V44H202ZM19 47V48H18ZM17 47V49H16V51L15 52H17V50H19V54L20 55H22L23 56V54L24 53H28V55L30 54L29 53V50H28V48H27V46H24V45H22L21 44V46H18ZM81 48H82V45L80 46ZM97 47V46H96ZM104 47V46H103ZM112 47V46H111ZM176 47V48H177ZM195 47V46H194ZM199 47H201V46H199ZM3 48V47H2ZM12 48V47H11ZM15 48V47H14ZM53 48V47H52ZM56 48V47H55ZM86 48V47H85ZM122 48V47H121ZM124 48V47H123ZM161 48V47H160ZM165 48V47H164ZM190 48V49H189ZM198 48V47H197ZM1 49V48H0ZM13 49V48H12ZM70 49V48H69ZM84 49V48H83ZM88 49V48H87ZM86 49V50H87ZM90 49H92V48H90ZM89 49V50H90ZM116 49V48H115ZM136 49V48H135ZM139 49V48H138ZM150 49H152V52H150ZM202 49V48H201ZM210 49V48H209ZM5 50V49H4ZM15 49H13V51H14ZM32 50V49H31ZM45 50V49H44ZM61 50V49H60ZM72 50V49H71ZM114 50V49H113ZM118 50V49H117ZM163 50V49H162ZM198 50V49H197ZM46 51V50H45ZM48 51H50V49L48 50ZM68 51V50H67ZM85 51V50H84ZM90 51H92V50H90ZM96 51H97V49H96ZM200 51V50H199ZM241 51V50H240ZM2 52V51H1ZM9 52H10V50H9ZM34 52V51H33ZM42 52V51H41ZM86 52V51H85ZM93 52V51H92ZM106 52V51H105ZM104 52V53H105ZM110 52V51H109ZM163 52H165V50L163 51ZM162 52V53H163ZM193 52H195L194 50H193ZM201 52V51H200ZM258 52V51H257ZM13 53V52H12ZM82 53V52H81ZM86 53H88V52H86ZM117 53V52H116ZM115 53V54H116ZM252 53V52H251ZM14 54H16V53H14ZM53 54V53H52ZM90 54V56L89 57H91V53H89ZM108 54V53H107ZM161 54V53H160ZM172 54V53H171ZM170 54V55H171ZM180 54V53H179ZM35 55V54H34ZM33 55V56H34ZM92 55H94V54H92ZM168 55H169V53H168ZM201 55H203V54H201ZM218 55V54H217ZM255 55V54H254ZM17 56V55H16ZM30 57H32L31 55H29ZM36 56V55H35ZM134 56V55H133ZM199 56V55H198ZM0 57H1V55H0ZM24 58H21L20 59V61H21V66H23V68L24 67H26V66H29V67H31V63H30V60H28V57H25V56H23ZM29 57V58H30ZM47 57V56H46ZM83 57V56H82ZM92 57H94V56H92ZM98 57H99V55H98ZM101 57V56H100ZM106 57V56H105ZM104 57V58H105ZM222 57V56H221ZM253 57V56H252ZM17 58H19V57H17ZM103 58V59H104ZM131 58V57H130ZM200 58V57H199ZM225 58V57H224ZM4 59V58H3ZM12 59V58H11ZM42 59V58H41ZM83 59V58H82ZM92 59V58H91ZM132 59V58H131ZM181 59V58H180ZM186 59V58H185ZM216 59V58H215ZM219 59V58H218ZM0 60L1 61H3L2 60V57L0 58ZM7 60H8V58H7ZM98 60H101V59H99L98 58ZM136 60V59H135ZM174 60V61H173ZM213 60V59H212ZM264 60V59H263ZM16 61V60H15ZM17 61H18V59H17ZM86 61V60H85ZM91 61V60H90ZM102 61V60H101ZM253 61V60H252ZM251 61V62H252ZM38 62V61H37ZM36 62V63H37ZM40 62V61H39ZM61 62H63V61H61ZM104 62H105V60H104ZM109 62V61H108ZM107 62V63H108ZM129 62V61H128ZM133 62H134V60H133ZM148 62H147V64H148ZM197 62V61H196ZM202 62V61H201ZM211 62V61H210ZM216 62V61H215ZM233 62V61H232ZM1 63V62H0ZM4 63V62H3ZM41 63V62H40ZM95 63H97V62H95ZM94 63V64H95ZM100 63H102V62H100ZM110 63V62H109ZM143 63V62H142ZM141 63V64H142ZM200 63V62H199ZM199 63H197V64H199ZM204 63V62H203ZM7 64V63H6ZM12 64V63H11ZM16 64H17V62H16ZM15 64V65H16ZM45 64V63H44ZM57 64V63H56ZM62 64V63H61ZM77 64V63H76ZM93 64V65H94ZM134 64V63H133ZM140 64V63H139ZM202 64V63H201ZM206 64V63H205ZM211 64V63H210ZM209 64V65H210ZM216 64H217V62H216ZM226 64V63H225ZM90 65H92L91 63H90ZM92 65V66H93ZM238 65V64H237ZM0 66H3V65H0ZM17 66V65H16ZM47 66V65H46ZM49 66V65H48ZM56 66V65H55ZM60 66H62V65H60ZM97 67V65H94V67ZM151 66V65H150ZM210 66V67H211ZM260 66V65H259ZM3 67H5V66H3ZM12 67H14V66H12ZM36 68H37V66H35ZM57 67V66H56ZM65 67H66V65H65ZM85 67V66H84ZM88 67V66H87ZM107 67V66H106ZM106 67H105V69H106ZM110 67V66H109ZM142 67V66H141ZM147 67V66H146ZM205 67V66H204ZM204 67H203V70L205 71V69H204ZM212 67H211V70H212ZM237 67V66H236ZM251 67V66H250ZM258 67V66H257ZM256 67V68H257ZM16 68V67H15ZM39 68V67H38ZM41 68V67H40ZM59 68V67H58ZM63 68V67H62ZM67 68H69V67H66V69ZM92 68V67H91ZM132 68V67H131ZM216 68V69H215ZM72 69V68H71ZM94 69V68H93ZM96 69V68H95ZM110 69V68H109ZM140 69V68H139ZM158 69V68H157ZM210 69V68H209ZM208 69V70H209ZM235 69H238V68H235ZM251 69H252V67H251ZM7 70V69H6ZM17 70V69H16ZM26 70H28V69H25V71ZM39 70V69H38ZM61 70H63V69H61ZM60 70V71H61ZM92 70V69H91ZM100 70V73H101V68L100 69H98V71ZM106 70H108V68L106 69ZM145 70V69H144ZM147 70V69H146ZM1 71H3V70H0V73H1ZM31 71H34V70H31ZM44 71V70H43ZM67 71V70H66ZM133 71V70H132ZM131 71V72H132ZM157 71V70H156ZM155 71V72H156ZM217 71H215V73L217 72ZM27 72V71H26ZM39 72V71H38ZM54 72V71H53ZM79 72V71H78ZM91 72V71H90ZM89 72V73H90ZM104 72V71H103ZM153 72V71H152ZM151 72V73H152ZM195 72L197 73V74H195ZM225 72V71H224ZM239 72H241V70L239 71ZM243 72V71H242ZM247 72V71H246ZM18 73H20V72H18ZM25 73V72H24ZM40 73V72H39ZM45 73V72H44ZM71 73H72V71H71ZM77 73V72H76ZM105 73H106V71H105ZM108 73H110L109 71H108ZM158 73V72H157ZM211 73V72H210ZM2 74V73H1ZM32 74V73H31ZM59 74V73H58ZM119 74V73H118ZM136 74V73H135ZM163 74V75H162ZM213 74H214V71H213ZM238 74V73H237ZM240 74V73H239ZM243 74V73H242ZM252 74V73H251ZM254 74V73H253ZM252 74V75H253ZM20 75H22V74H20ZM34 75V74H33ZM38 75V74H37ZM41 75V74H40ZM65 75V74H64ZM92 74H90V76H91ZM99 75V74H98ZM103 75H104V73H103ZM102 75V76H103ZM107 75V74H106ZM133 75V74H132ZM138 75V74H137ZM227 75V76H226ZM245 75V74H244ZM243 75V76H244ZM8 76V75H7ZM42 76V75H41ZM47 76V75H46ZM110 76V75H109ZM129 76H130V74H129ZM142 77L144 76V75H141ZM157 76H158V74H157ZM34 77V76H33ZM96 77V76H95ZM133 77V76H132ZM152 77V76H151ZM156 77V76H155ZM155 77H153V78H155ZM203 77V76H202ZM204 77H207V76H205L204 75ZM256 77V76H255ZM11 78H12V76H11ZM79 78V77H78ZM77 78V79H78ZM97 78V77H96ZM105 78H106V76H105ZM118 78V77H117ZM141 78V77H140ZM257 78V77H256ZM14 79V78H13ZM44 79V78H43ZM56 79V78H55ZM94 79V78H93ZM102 79V78H101ZM108 79V78H107ZM144 79V78H143ZM159 79H158V82H159ZM203 79V78H202ZM201 79V80H202ZM206 79H208V78H206ZM24 80V79H23ZM40 80V79H39ZM50 80V79H49ZM95 80H99V79H95ZM110 80V79H109ZM137 80V79H136ZM139 80V79H138ZM154 80V79H153ZM223 80H224V82H223ZM3 81H5V80H3ZM13 81V80H12ZM16 81V80H15ZM37 81V80H36ZM45 81V80H44ZM54 81V80H53ZM86 81V80H85ZM106 82H107V80H105ZM105 81H104V83H105ZM203 81H204V79H203ZM249 81V80H248ZM23 82V81H22ZM40 82H42V80H40ZM40 82L38 81V84L40 85ZM47 82V81H46ZM96 82V81H95ZM110 83H111V81H109ZM157 81H155V82H153V83H156ZM222 82H223V84H222ZM259 82V81H258ZM9 83V82H8ZM14 83V82H13ZM21 83V82H20ZM24 83V82H23ZM45 83V82H44ZM51 83V82H50ZM53 83V82H52ZM84 83V82H83ZM97 83V82H96ZM160 83V82H159ZM231 83H233V85L235 84V86H233ZM246 83V82H245ZM257 83V82H256ZM6 84V83H5ZM9 84H11V83H9ZM19 84V83H18ZM17 84V85H18ZM22 84V83H21ZM20 84V85H21ZM31 84V83H30ZM49 84V83H48ZM106 84V83H105ZM115 84V83H114ZM128 84V83H127ZM141 83H139V86H141L140 85ZM148 84V83H147ZM231 84V85H230ZM14 85V84H13ZM12 84L10 85V86H13ZM45 85H47V83L45 84ZM50 85V84H49ZM55 85V84H54ZM78 85V84H77ZM96 85V84H95ZM94 85V87L95 88H98L97 86H95ZM101 85V84H100ZM99 85V86H100ZM108 85V82H107V84H106V86ZM112 85V84H111ZM143 85H145V84H143ZM160 84H157V86H159ZM9 86V87H10ZM42 86H44V85H42ZM56 86H58V85H56ZM70 86V85H69ZM92 86V85H91ZM109 87H110V85H108ZM139 86L137 87V86H135V87H137V88H139ZM155 86V85H154ZM225 86V87H224ZM230 86H232V87H230ZM14 87V86H13ZM21 87V86H20ZM23 87V86H22ZM47 87H49L50 88V86H48L47 85ZM81 87V86H80ZM85 87V86H84ZM93 87V88H94ZM103 87H104V85H103ZM122 87H124V86H122ZM141 87H143V86H141ZM156 87V86H155ZM246 87H247V85H246ZM245 87V88H246ZM259 87V86H258ZM1 88V87H0ZM17 88V87H16ZM55 88H58V87H55ZM172 88H170V89H172ZM193 88V89H192ZM225 88V89H224ZM74 89V88H73ZM101 89H102V87H101ZM107 89V88H106ZM116 89V88H115ZM153 89V88H152ZM158 89V87L156 88V90ZM165 90L167 89V88H164ZM163 89V90H164ZM169 89V90H170ZM60 90V89H59ZM61 90H62V88H61ZM67 90V89H66ZM108 90V89H107ZM133 90V89H132ZM138 90V89H137ZM136 90V91H137ZM140 90H142V89H139L138 91H140ZM146 90V89H145ZM150 90H151V88H150ZM174 89H172V90H170V91H173ZM254 89H252V91H253ZM264 90V89H263ZM4 91V90H3ZM58 91V90H57ZM121 91V90H120ZM162 91V90H161ZM255 91V90H254ZM55 92V91H54ZM81 92H83V91H81ZM97 92V94H98V92H99V89L96 91ZM103 92V91H102ZM101 92V93H102ZM116 92V91H115ZM130 92V91H129ZM133 92V91H132ZM134 92H135V90H134ZM176 92V93H177ZM195 92V91H194ZM219 92V93H220ZM223 92H222V94H223ZM47 93V92H46ZM58 93H59V91H58ZM57 93V94H58ZM60 93H62V91L60 92ZM66 93V92H65ZM79 93V92H78ZM105 93V95H106V92H104ZM103 93V94H104ZM122 93V92H121ZM127 93V92H126ZM157 93H158V91H157ZM170 93H172V92H169L168 94H170ZM173 93H175V92H173ZM15 94V93H14ZM18 94V93H17ZM31 94V93H30ZM108 94V93H107ZM131 95H133L132 93H130ZM139 94V93H138ZM142 94H143V92H142ZM148 94V93H147ZM161 94V93H160ZM246 94H248V92L246 93ZM254 94V93H253ZM257 94V93H256ZM40 95H42V94H40ZM62 95H64L65 96V94H63L62 93ZM68 95H70V94H68ZM110 95V94H109ZM126 95V94H125ZM135 95V94H134ZM141 95V94H140ZM140 95H138L139 97H140ZM157 95H159V94H157ZM156 95V96H157ZM163 95H164V93H163ZM170 95H172V94H170ZM169 95V97H171ZM175 95V94H174ZM173 95V96H174ZM177 95V96H178ZM225 95V96H226ZM232 95V96H231ZM243 95H245V94H243ZM18 96V95H17ZM23 95H21V97H22ZM49 96V95H48ZM72 96V95H71ZM84 96V95H83ZM87 96V95H86ZM86 96H85V99H86ZM99 96V95H98ZM98 96L95 98V99H98ZM102 97L104 96V95H101ZM113 96H115V95H113ZM145 96H146V93H145ZM148 96V95H147ZM154 96V95H153ZM156 96H154V97H156ZM162 96V95H161ZM176 96V95H175ZM183 96V95H182ZM222 96H224V94L222 95ZM254 96V95H253ZM26 97V96H25ZM37 97V96H36ZM42 97V96H41ZM62 97V96H61ZM67 97V96H66ZM91 97V96H90ZM102 97H100L99 99H101ZM111 97V96H110ZM109 97V98H110ZM132 97V96H131ZM135 97V96H134ZM160 97V96H159ZM158 97V98H159ZM166 97V96H165ZM168 97V98H169ZM180 97V96H179ZM9 98V97H8ZM46 98H48V97H46ZM70 98V97H69ZM84 98V97H83ZM108 98V99H109ZM115 98H116V96H115ZM125 98V97H124ZM138 98V97H137ZM216 98V97H215ZM217 98H218V95H217ZM216 98V99H217ZM250 97H248V99H249ZM33 99V98H32ZM39 99V98H38ZM75 99V98H74ZM77 99V98H76ZM79 99V98H78ZM82 99V98H81ZM107 99V100H108ZM140 99V98H139ZM157 99V98H156ZM164 99V98H163ZM166 99H167V97H166ZM165 99V100H166ZM176 99V98H175ZM264 99V98H263ZM17 100H18V98H17ZM51 100H53V99H51ZM67 100H68V98H67ZM83 100V99H82ZM88 100H90V99H88ZM92 100V99H91ZM90 100V101H91ZM104 100V99H103ZM103 100H101V101H103ZM118 100H120V99H118ZM142 100H144L143 98H142ZM147 100H148V102H149V99L147 98ZM168 101H169V99H167ZM171 100V99H170ZM178 100V99H177ZM219 100V99H218ZM252 100V99H251ZM20 101V100H19ZM33 101V100H32ZM69 101V100H68ZM71 101H72V98H71ZM90 101H88L89 103H90ZM100 101V100H99ZM114 101H115V99H114ZM122 101V100H121ZM134 101H135V98H134ZM139 101V100H138ZM153 101H155L154 99H153ZM156 101H158V103L156 102ZM154 103H153V108L151 109L150 108V110H149V112H148V110H146L147 112H148V119H149V122H150V124L152 125L151 126V128H152V132H151V136H150V138H148L149 137V135L147 136V138L149 139V141H148V146H146L145 145V147L144 148H146L147 147V152H148V157L146 158L147 159V163H146V167H144V176H145V178L147 179V178H149L150 179V183H151V185L152 186H154V187H156V185L158 186V182L159 181H161L162 179H164V178H167V177H163L162 178V176H161V172H162V170L163 169H165V171L167 172V175L169 174L170 175V178L172 177L173 178V176H175V174L177 173V171H178V168H179V166H181V165H179L181 162H182V171H183V175L185 176V177H187V182H186V184H188L187 186H192L193 188H196V190H197V193H198V197H199V200H194V201H185L186 203H184V204H186V205H183L184 207L183 208H186V209H191L192 210V213H193V211L195 212V214L196 215H198L199 214V211H200V209L202 210V206L207 210V212L208 213H210V214H213V215H215V213L218 211V210H221L219 207H220V205H219V207L216 205V204H214L213 203V201H214V199H215V197H216V195L212 192L213 190H212V187H211V185H210V183H209V181H208V179L205 177V159H207V161H208V159L209 158H206V152L207 153H209L210 154V152H208V150H207V144H205V142H207V141H203L205 138L207 139H210L211 141L212 140H214V139H216V137L215 138H213V135H214V133H213V135H212V133L210 132V131H212V130H208L207 131V128H205V129H201L200 127H198L197 126V124L195 123V121H193V120H191V119H193V118H191V116H190V118L191 119H185V118H183L182 117V114H181V112L178 110V112H175L174 110H172L171 111V109H170V111H168L169 109L167 108L168 107V105H169V103H166L164 100H163V102H165V103H161V101H162V99L160 98V102H159V100H156ZM173 101H174V99H173ZM220 101V100H219ZM56 102V101H55ZM74 102V101H73ZM85 102V101H84ZM86 102H87V99H86ZM85 102V104H83V101H82V103L81 104H83V105H85L86 106V103ZM107 102V101H106ZM120 102V101H119ZM143 102V101H142ZM145 102V101H144ZM188 102V101H187ZM190 102V101H189ZM193 102V101H192ZM217 102V103H216ZM245 102V101H244ZM243 102V103H244ZM252 102V101H251ZM250 102V103H251ZM263 102V101H262ZM70 103V102H69ZM78 103V102H77ZM150 103V102H149ZM148 103V104H149ZM174 103H175V101H174ZM186 103V102H185ZM224 103V102H223ZM34 104H35V102H34ZM60 104V103H59ZM62 104V103H61ZM79 104H80V102H79ZM79 104H78V106H79ZM81 104H80V106H81ZM102 104H104V103H102ZM108 104V103H107ZM115 104V103H114ZM120 104V103H119ZM123 104V103H122ZM128 104V103H127ZM138 104V103H137ZM145 104V103H144ZM170 104H173V102L172 103H170ZM191 104V103H190ZM189 104V105H190ZM195 104H196V102H195ZM198 104H199V102H198ZM32 105V102H31V97H28L27 98V100H26V102L23 104V107L25 108V106L26 107H29L30 108V106ZM71 105H72V103H71ZM112 105V104H111ZM118 105V104H117ZM139 105H140V102H139ZM149 105H151V104H149ZM188 105V104H187ZM188 105V106H189ZM192 105V104H191ZM201 105V104H200ZM218 105V104H217ZM260 105H262V104H260ZM10 106V105H9ZM8 106V107H9ZM37 106V105H36ZM39 106V105H38ZM68 106H69V104H68ZM74 105H72L71 107H73ZM91 106V105H90ZM97 106V105H96ZM96 106H94V109H95V107ZM110 106V105H109ZM126 106H128V105H126ZM141 106H143V105H141ZM197 106H199V105H197ZM202 106V105H201ZM204 106V105H203ZM221 106V105H220ZM219 106V107H220ZM224 106V105H223ZM256 106V105H255ZM22 107V108H23ZM33 107H34V105H33ZM63 107V106H62ZM92 107H93V103H92ZM100 107V106H99ZM102 107V106H101ZM111 107V106H110ZM113 107V106H112ZM116 107V106H115ZM121 107V106H120ZM140 107V106H139ZM147 107V106H146ZM145 107V108H146ZM152 107V106H151ZM171 107V106H170ZM177 107V106H176ZM209 107V108H210ZM260 107V106H259ZM259 107H257V109H259ZM3 108V107H2ZM19 108H20V105H19ZM23 108V109H24ZM28 108V109H29ZM64 108V107H63ZM68 108V107H67ZM76 108V107H75ZM78 108V110L79 109H81L80 107H77ZM76 108V109H77ZM88 108V107H87ZM103 108V107H102ZM180 108V107H179ZM196 108H198V107H196ZM196 108H195V110H196ZM201 108V107H200ZM220 108H222V107H220ZM27 109V108H26ZM34 109H36V107L34 108ZM40 109V108H39ZM72 109H74V108H72ZM84 109V108H83ZM83 109H81V110H83ZM88 109H90V108H88ZM94 109H92L91 108V110H94ZM97 109V108H96ZM101 109V108H100ZM99 109V110H100ZM112 109L113 108H108V109H105V113L108 115V116H112L111 114H112V112H114V111H112ZM133 109V108H132ZM131 109V110H132ZM144 109V108H143ZM142 109V110H143ZM188 109V108H187ZM190 109V108H189ZM193 109H194V107H193ZM203 109V108H202ZM216 109H218L219 110V108L218 107H216ZM224 109V108H223ZM223 109L221 110V111H223ZM18 110V109H17ZM33 110V109H32ZM86 110V109H85ZM98 110V109H97ZM120 110V109H119ZM166 110H167V112H166ZM192 110V108L189 110V111H191ZM207 110V109H206ZM214 110V109H213ZM218 110H216V111H218ZM253 110V109H252ZM21 111V110H20ZM36 112L38 111L37 109L35 110ZM96 111V110H95ZM101 111V110H100ZM103 111H101V113H103ZM112 111V112H111ZM193 111V110H192ZM192 111H191V113H192ZM197 111V110H196ZM257 111H259V110H257ZM39 112V111H38ZM60 112V111H59ZM73 112V111H72ZM87 112H90V111H87ZM93 112V111H92ZM99 112V111H98ZM97 112V114H99ZM180 112V113H179ZM262 112V111H261ZM1 113V112H0ZM8 113V112H7ZM84 113V112H83ZM100 113V114H101ZM183 113V112H182ZM194 113V112H193ZM201 113V112H200ZM199 113V114H200ZM209 113V112H208ZM246 113V112H245ZM260 113V112H259ZM263 113V112H262ZM2 114V113H1ZM35 114V113H34ZM37 114V113H36ZM76 114H78V115H80L81 114V112H80V114L79 113H77L76 112ZM96 114V113H95ZM99 114V115H100ZM106 114H104L105 116H106ZM116 113H114V115L112 116V118L111 119H113L115 122H116V115H115ZM146 114V113H145ZM190 114V113H189ZM225 114V113H224ZM251 114V113H250ZM51 115V114H50ZM75 115V114H74ZM118 115V114H117ZM137 115V114H136ZM184 115V114H183ZM198 115V114H197ZM203 115V114H202ZM208 115V114H207ZM216 115V114H215ZM218 115H219V113H218ZM221 115H223V114H221ZM220 115V116H221ZM262 115V114H261ZM15 116V115H14ZM33 116V115H32ZM39 116V115H38ZM43 116V115H42ZM46 116V115H45ZM55 116V115H54ZM67 116V115H66ZM84 116V115H83ZM146 116H147V114H146ZM209 116V115H208ZM17 117V116H16ZM68 117V116H67ZM66 117V118H67ZM85 117V116H84ZM87 117V116H86ZM94 116H92V118H91V120L92 119H94L93 118ZM95 117H98V116H95ZM101 117H102V115H101ZM118 117V116H117ZM210 117V116H209ZM224 117H226V116H224ZM255 117V116H254ZM10 118V117H9ZM50 118V117H49ZM109 118V117H108ZM107 118V120H109ZM120 118V117H119ZM118 118V119H119ZM146 118V117H145ZM208 118V117H207ZM211 118V117H210ZM14 119V118H13ZM56 119V118H55ZM63 119V118H62ZM79 119V118H78ZM81 119H83V118H81ZM89 119V118H88ZM98 119V118H97ZM99 119H100V117H99ZM102 119V118H101ZM100 119V120H101ZM110 119V120H111ZM142 119V118H141ZM218 119V118H217ZM220 119V118H219ZM225 119V118H224ZM229 119V118H228ZM235 119V118H234ZM256 119H259V118H256ZM262 119V118H261ZM47 120H48V118H47ZM75 120V119H74ZM86 120V119H85ZM84 120V121H85ZM103 120V119H102ZM196 120V119H195ZM206 120V119H205ZM211 120V119H210ZM214 120V119H213ZM65 121V120H64ZM68 121V120H67ZM83 121V120H82ZM89 121V120H88ZM119 121H121V120H119ZM118 121V122H119ZM217 121V120H216ZM236 121V120H235ZM260 121V120H259ZM258 121V122H259ZM50 122V121H49ZM63 122V121H62ZM69 122V121H68ZM79 122H80V120H79ZM93 122H95L94 120H93ZM98 122V121H97ZM100 122V121H99ZM105 122H106V120H105ZM109 122V121H108ZM112 122V121H111ZM125 122V121H124ZM198 122V121H197ZM204 122V121H203ZM211 122V121H210ZM238 122V121H237ZM264 122V121H263ZM72 123V122H71ZM81 123H83V122H81ZM89 123H92V122H90L89 121ZM102 123H104V121L102 122ZM121 123V122H120ZM141 123H142V121H141ZM148 123V122H147ZM218 123V122H217ZM232 123V122H231ZM251 123V122H250ZM95 124H96V122H95ZM94 124V125H95ZM108 124V123H107ZM113 124H114V122H113ZM150 124H149V126H150ZM200 124V123H199ZM207 124H208V122H207ZM213 124V123H212ZM220 124V123H219ZM239 124V123H238ZM257 124V123H256ZM4 125V124H3ZM6 125V124H5ZM29 125V124H28ZM32 125V124H31ZM49 126H50V124H48ZM55 125V124H54ZM65 125V124H64ZM77 125V124H76ZM79 125V124H78ZM96 125H98V123L96 124ZM115 125H117L118 126V124H116L115 123ZM131 125V124H130ZM206 125V124H205ZM260 125H262V124H260ZM15 126V125H14ZM25 126V125H24ZM56 126V125H55ZM87 126V125H86ZM86 126H85V128H86ZM92 126V125H91ZM110 126H112L111 124H110ZM139 126V125H138ZM143 126H145V125H143ZM200 126V125H199ZM203 126V125H202ZM211 126V125H210ZM220 126V125H219ZM253 126V125H252ZM264 126V125H263ZM45 127V126H44ZM52 127V126H51ZM98 127H99V125H98ZM104 127V126H103ZM32 128V127H31ZM37 128V127H36ZM84 128V129H85ZM92 128V127H91ZM95 128H97V127H95ZM101 128H102V126H101ZM100 128V129H101ZM119 130H121V138H125L126 139V137H127V135H129V134H127V133H129V131L128 132H126V133H124V127H123V123L122 124H119ZM146 128V127H145ZM210 128H212V127H210ZM220 128V127H219ZM221 128H222V125H221ZM12 129V128H11ZM25 129H26V127H25ZM34 129V128H33ZM49 129V128H48ZM53 129V128H52ZM51 129V130H52ZM84 129H81V128H78V126H76L75 127V129L73 130V133L74 134H72V136L71 135H67V137L68 136H70V138L69 139H71V142L74 140L73 139V137L75 138V140L77 139V141H80L79 139L81 138V140L83 141V140H85V141H87V142H85L87 145H85L86 147H88V146H90V145H88V140H90V136H88V133H84L85 131H84ZM87 129V128H86ZM94 129V128H93ZM99 129V128H98ZM99 129V130H100ZM103 129V128H102ZM101 129V130H102ZM106 129H110V127L108 126V128L106 127ZM113 129H115L114 128V126H113ZM117 129V128H116ZM140 129H142V127L140 128ZM226 129V128H225ZM254 129V128H253ZM262 129V128H261ZM27 130H29V129H27ZM43 130V129H42ZM47 130V129H46ZM60 130V129H59ZM95 130V129H94ZM111 130V129H110ZM110 130H107V132L108 131H110ZM132 130V129H131ZM139 130V129H138ZM149 131H150V129H148ZM13 131V130H12ZM16 131V130H15ZM22 131H24V130H22ZM37 131V130H36ZM48 131V130H47ZM54 131V130H53ZM53 131H51L52 133H54ZM61 131V130H60ZM75 131V132H74ZM84 131V132H83ZM88 131V130H87ZM228 131V130H227ZM264 131V130H263ZM10 132V131H9ZM44 132V131H43ZM56 132V131H55ZM95 132V131H94ZM94 132H92V134L94 133ZM112 132V131H111ZM120 132V131H119ZM118 132V133H119ZM141 132V131H140ZM143 132H144V130H143ZM143 132H142V134H143ZM148 132V131H147ZM215 132V131H214ZM234 132H236V131H234ZM48 133V132H47ZM90 133V132H89ZM100 133V132H99ZM99 133H95V137L97 136L96 134H99ZM229 133H231V131H229ZM233 133V132H232ZM9 134V133H8ZM28 134V133H27ZM40 134V133H39ZM50 134V133H49ZM60 134V133H59ZM91 134V135H92ZM111 134V133H110ZM127 134V135H126ZM136 134V133H135ZM149 134V133H148ZM220 134V133H219ZM234 134V133H233ZM237 134V133H236ZM250 134V133H249ZM263 134V133H262ZM262 134H261V136H262ZM51 135V134H50ZM90 135V134H89ZM100 135V134H99ZM120 135V134H119ZM132 135V134H131ZM222 135V134H221ZM238 135V134H237ZM12 136V135H11ZM44 136V135H43ZM56 136V139H57V137H58V135H55ZM66 136V135H65ZM64 136V137H65ZM93 136V135H92ZM102 136V135H101ZM106 136V135H105ZM111 136V135H110ZM116 136V135H115ZM141 136H143V135H141ZM140 136V137H141ZM220 136V135H219ZM233 136V135H232ZM239 136V135H238ZM243 136V135H242ZM252 136V135H251ZM257 136V135H256ZM260 136V135H259ZM53 137V136H52ZM66 137V138H67ZM99 136H97L96 137V140H97V138H98ZM112 137V136H111ZM131 137V136H130ZM135 137V136H134ZM139 137V138H140ZM55 138V137H54ZM100 138V137H99ZM116 138V137H115ZM145 139V140H148V139ZM219 138V137H218ZM235 138H236V136H235ZM241 138V137H240ZM243 138V137H242ZM260 138V137H259ZM12 139V138H11ZM15 139H17V136L15 137ZM24 139V138H23ZM64 139V138H63ZM68 139V140H69ZM103 140H104V136H103V138H102ZM102 139H99L101 142L103 141ZM132 139V138H131ZM134 139V138H133ZM226 139V138H225ZM237 139H239V138H237ZM236 139V140H237ZM258 139V138H257ZM14 140V139H13ZM62 140V139H61ZM66 140V139H65ZM65 140H63V141H65ZM74 140V141H75ZM99 140H97V142L99 141ZM129 140V143H128V145H131V143H132V141L130 140V139H127V141ZM136 140H140V139H136ZM142 140V139H141ZM140 140V141H141ZM219 140L221 141V139L219 138ZM219 140L217 141V139H216V141L217 142H219ZM229 140V139H228ZM250 140V139H249ZM258 140H260V139H258ZM17 141V140H16ZM18 141H19V139H18ZM59 141V140H58ZM93 141V140H92ZM109 141V140H108ZM107 140H106V148H110V147H113V146H110L111 144L108 142ZM115 141H117V140H115ZM131 141V142H130ZM229 141H231V140H229ZM228 141V142H229ZM238 141V140H237ZM251 141V140H250ZM249 141V142H250ZM253 141V140H252ZM257 141V140H256ZM262 141V140H261ZM9 142V141H8ZM24 142V141H23ZM55 142V141H54ZM53 142V143H54ZM70 142V143H71ZM90 142H91V140H90ZM96 141H95V144L97 143ZM101 142H99L98 144H101ZM113 142V141H112ZM134 142H135V140H134ZM133 142V143H134ZM209 142V141H208ZM214 142V141H213ZM216 142V143H217ZM227 142V143H228ZM238 142H240V141H238ZM244 142V141H243ZM248 142V143H249ZM255 142V141H254ZM2 143H4V142H2ZM48 143H50V142H48ZM52 143V142H51ZM59 143V142H58ZM62 145H63V142H60ZM77 143V142H76ZM92 143V142H91ZM104 143H105V141H104ZM103 142H102V144H104ZM116 143V142H115ZM231 142H229V144H230ZM16 144H17V142H16ZM36 144V143H35ZM60 144V146H62ZM66 144V141L64 142V145ZM72 145H73V143H71ZM70 144V145H71ZM81 144V143H80ZM101 144V145H102ZM110 144V145H109ZM117 144V143H116ZM119 144H120V142H119ZM123 144V143H122ZM135 144V143H134ZM136 144H138L139 145V141H138V143H136ZM141 144H142V142H141ZM145 144V143H144ZM213 144H215V143H213ZM223 144V143H222ZM234 144V143H233ZM232 144V145H233ZM243 144V143H242ZM251 143H249L248 145H250ZM8 145V144H7ZM76 145V144H75ZM79 145V144H78ZM100 145V146H101ZM127 145V144H126ZM212 145V143L210 144V146ZM216 145V144H215ZM218 146H220V144L218 143L217 144ZM259 145V144H258ZM9 146H10V144H9ZM53 146L54 147H52V156L51 157H53L54 159L56 158H58V157H60V155H59V150H60V148H59V146H58V144H57V142L55 143V145L53 144ZM95 146V145H94ZM94 146H93V148H94ZM96 146H97V144H96ZM110 146V147H109ZM136 146V145H135ZM218 146H215V147H217L218 148ZM235 146V145H234ZM240 146H241V144H240ZM243 146H245V145H243ZM253 146V145H252ZM256 146V145H255ZM13 147V146H12ZM71 147V146H70ZM84 148L83 150L85 151V150H87V152L85 151L84 153H90V152H92L91 151V149L89 150V147L88 148ZM99 147V146H98ZM102 147V146H101ZM105 147H103V148H105ZM132 147V146H131ZM142 147V148H143ZM213 147V146H212ZM215 147H213V149H215ZM223 147V146H222ZM236 147V146H235ZM234 147V148H235ZM249 147V146H248ZM32 148V147H31ZM47 148H49V147H47ZM62 148V147H61ZM91 148H92V146H91ZM117 148V147H116ZM126 148H130V146L129 147H127L126 146ZM125 148V149H126ZM133 148H135L134 146H133ZM208 148H211V147H208ZM225 148H226V146H225ZM228 148V147H227ZM246 148V147H245ZM255 148V147H254ZM258 148V147H257ZM63 149V148H62ZM69 149V148H68ZM79 149H80V147H79ZM81 149H82V147H81ZM111 149V148H110ZM130 149H132V148H130ZM75 150V149H74ZM77 150V149H76ZM83 150H81V151H83ZM88 150H89V152H88ZM96 150H98V149H96ZM105 150V149H104ZM136 150V149H135ZM217 150V149H216ZM220 150V149H219ZM233 150V149H232ZM249 150V149H248ZM251 150H253V149H251ZM61 151V150H60ZM80 151V150H79ZM107 151V150H106ZM116 151V150H115ZM119 151V150H118ZM121 151V150H120ZM119 151V152H120ZM130 152L132 151V150H129ZM218 151V150H217ZM226 151H228V149L226 150ZM236 151H237V156H239L238 158L239 159H241L240 161H243V150H241L240 148L237 150L236 149ZM263 151V150H262ZM43 152V151H42ZM65 152H66V150H65ZM77 152V151H76ZM76 152H75V154H76ZM112 152V151H111ZM110 152V153H111ZM134 151H132V153H133ZM137 152H139V151H136L134 154H135V156H136V153ZM147 152H145V154L147 153ZM233 152H235V149H234V151ZM244 152H246V151H244ZM260 152V151H259ZM18 153H19V151H18ZM36 153V152H35ZM48 153V152H47ZM63 153V155H64V151L62 152L61 151V154ZM83 153V154H84ZM105 153V152H104ZM113 153V152H112ZM124 153V152H123ZM127 153H128V151H127ZM141 153V152H140ZM212 153H213V150H212ZM229 153H231V152H229ZM228 153V154H229ZM247 153V152H246ZM245 153V154H246ZM91 154V153H90ZM90 154H88V155H90ZM97 154V153H96ZM98 154H99V152H98ZM98 154H97V156H98ZM119 154V153H118ZM125 154V156H126V153H124ZM223 154V153H222ZM234 154V153H233ZM253 154H256V152H253ZM258 154V153H257ZM256 154V155H257ZM36 155V154H35ZM38 155V154H37ZM39 155H41V154H39ZM66 155H67V153H66ZM85 155V154H84ZM87 155V156H88ZM95 155V154H94ZM112 155V154H111ZM119 155H121V154H119ZM123 155V154H122ZM131 155V154H130ZM138 155H139V153H138ZM137 155V156H138ZM218 155V154H217ZM220 155V154H219ZM218 155V156H219ZM225 155H227V153L225 154L224 153V156ZM247 155V154H246ZM250 155H252V154H250ZM256 155H254V156H256ZM4 156H7V157H5L6 159L9 157L8 156V154H6L5 153V155ZM62 156V155H61ZM108 156V155H107ZM134 156V155H133ZM134 156V158H135V160H134V162H135V164L137 165V166H139V168H140V163H139V161L136 159V157ZM210 156H212V155H210ZM218 156H216V157H218ZM231 156H233L232 154H231ZM236 156V157H237ZM248 156V155H247ZM258 156V155H257ZM44 157V156H43ZM68 157H69V155H68ZM71 157L73 158V155H72V153H71ZM70 157V158H71ZM75 157V156H74ZM86 157V156H85ZM93 157V156H92ZM90 158V157H87L88 159H89V161L90 162H92L93 161V158ZM95 157V156H94ZM98 157H100V156H98ZM116 157H117V155H116ZM120 157V156H119ZM151 157H153L152 159L155 161L154 162V164H152L151 162H150V159H151ZM214 157H215V154H214ZM251 157V156H250ZM36 158V157H35ZM49 158V157H48ZM65 158H67V156H64V158L63 159H65ZM97 158V157H96ZM95 158V159H96ZM104 158V157H103ZM111 158V157H110ZM144 158V157H143ZM143 158H142V160H143ZM213 158V157H212ZM221 158V157H220ZM235 158V157H234ZM248 158V157H247ZM252 158V157H251ZM255 157H253V159H254ZM257 158V157H256ZM263 158V157H262ZM9 160H10V158H8ZM53 159V160H54ZM55 159V160H56ZM105 159H107V158H105ZM126 159V158H125ZM132 159H133V157H132ZM132 159H130V161L132 160ZM180 159H182V161H180ZM226 159H227V157H226ZM229 159H231V158H229ZM232 159H233V157H232ZM261 159V158H260ZM259 158H258V160H260ZM2 160V159H1ZM38 160V159H37ZM36 160V161H37ZM58 160H60L61 161V164L65 161L66 163H67V159L66 160H63L62 161V158L60 159V158H58ZM128 160V159H127ZM210 160H211V158H210ZM214 161H215V159H213ZM219 160V159H218ZM221 160V159H220ZM250 160V159H249ZM256 160V159H255ZM257 160V161H258ZM39 161V160H38ZM49 161H50V159H49ZM85 161V160H84ZM125 161V160H124ZM133 161V160H132ZM223 161V160H222ZM225 161V160H224ZM233 161V160H232ZM236 161V160H235ZM244 161H247V159H245ZM251 161H253L252 159H251ZM52 162V161H51ZM55 162V161H54ZM71 162V161H70ZM96 162V161H95ZM100 162V161H99ZM129 162V161H128ZM144 162V161H143ZM142 162V163H143ZM153 162V161H152ZM180 162V163H179ZM238 162V164L240 163L239 162V160L237 161ZM253 162H255V161H253ZM262 162V163H261ZM260 162V164L259 163H255L256 165L257 164H259L257 167H256V165L254 164L253 166L256 168H254L253 167V169H255L253 172L254 173H256V176H258L259 178H261L260 180L261 181H263L264 182V168H263V166H264V161H261ZM57 163H58V161H57ZM87 163H88V160H87ZM97 163V162H96ZM96 163H95V165H96ZM109 163V162H108ZM145 163V162H144ZM208 163H210L209 161H208ZM216 163V162H215ZM219 163H220V161H219ZM242 163H245V162H242ZM8 164V163H7ZM23 164V163H22ZM35 164V163H34ZM106 164V163H105ZM113 164V163H112ZM134 163H132V165H133ZM211 164H213V163H211ZM237 164V165H238ZM246 164H248V166H249V163H246ZM1 165V164H0ZM5 165V164H4ZM29 165V164H28ZM31 165H33V164H31ZM52 165V164H51ZM53 165H54V163H53ZM65 165V164H64ZM71 165V164H70ZM87 166V168L90 166L89 165V163L88 164H86ZM95 165H91V167L92 166H94L95 167ZM125 165V164H124ZM128 165V164H127ZM130 163H129V166H132ZM143 165V164H142ZM145 165V164H144ZM233 165H235V164H233ZM240 165V164H239ZM239 165H238V167H239ZM244 165V164H243ZM12 166H14V165H12ZM35 166V165H34ZM39 166V165H38ZM42 166V165H41ZM73 166V165H72ZM122 166V165H121ZM135 166V165H134ZM213 166V165H212ZM223 166H224V164H223ZM240 166H242V165H240ZM246 166V165H245ZM243 167L242 166V168H243V170L244 169H249L250 170V168H248L247 166V168L246 167ZM252 166V165H251ZM9 167V166H8ZM10 167H11V165H10ZM16 167V166H15ZM29 167V166H28ZM37 166H35V168H36ZM52 167V166H51ZM54 167H55V165H54ZM58 167V166H57ZM93 167V168H94ZM211 167V166H210ZM221 167H222V165H221ZM234 167H236V166H234ZM121 168V167H120ZM132 168L133 167H131V170H132ZM136 168V167H135ZM190 168H193V170H191ZM240 168V167H239ZM242 168H241V171H242ZM3 169V170H2ZM1 169V172H3V174H1V172H0V179H2L3 177L5 178V175H7V171H9L8 170V168H7V166H4V168H2ZM13 169V168H12ZM51 169V168H50ZM61 169V168H60ZM59 169V170H60ZM68 169V167L65 169V172H66V170ZM91 169V168H90ZM95 169V168H94ZM97 169V168H96ZM134 169V168H133ZM190 169V170H189ZM222 169V168H221ZM224 169V168H223ZM15 170H16V168H15ZM37 170V169H36ZM58 170V171H59ZM116 170H118V169H116ZM125 170H127L126 168H125ZM139 170H141V169H139ZM218 170V169H217ZM226 170V169H225ZM10 171H11V169H10ZM35 171V170H34ZM61 171V170H60ZM68 171V170H67ZM107 171V170H106ZM142 171H143V169H142ZM180 171V170H179ZM239 171L240 170H238L237 172L239 173ZM72 172V171H71ZM104 172V171H103ZM107 172H109V170L107 171ZM133 172H134V170H133ZM136 172V171H135ZM210 173H211V171H209ZM224 172V171H223ZM248 172H250V171H247L246 173H248ZM47 173H49V172H47ZM55 173H56V171H55ZM68 172H66V174L64 175V176H62V178H61V180L60 179H57V181L58 180H60V186H61V188H62V185H63V183H65V177H67L66 175H68L67 174ZM85 173V172H84ZM124 173V172H123ZM139 172H137V174H138ZM165 173V172H164ZM181 173V172H180ZM215 173H216V170H215ZM221 173V172H220ZM241 173V172H240ZM34 174V173H33ZM46 174V173H45ZM52 174V173H51ZM72 175L74 174V173H71ZM86 174V173H85ZM125 174V173H124ZM127 174H129V173H127ZM182 174V173H181ZM186 174V175H185ZM217 175L219 174L218 173V171H217V173H216ZM243 174V173H242ZM250 174H251V172H250ZM258 174V175H257ZM2 175V176H1ZM40 175V174H39ZM58 175V174H57ZM81 175V174H80ZM90 175H91V173H90ZM89 175V176H90ZM109 175H110V173H109ZM120 175V174H119ZM118 175V176H119ZM136 175V174H135ZM143 175V174H142ZM141 175V176H142ZM166 175V174H165ZM166 175V176H167ZM240 175V174H239ZM254 175V177H252L253 178V180L255 179V174H253ZM76 176V178H77V175H75ZM94 176V175H93ZM117 176V177H118ZM125 176V175H124ZM127 176H129V175H127ZM138 176V175H137ZM141 176H140V179H143V178H141ZM221 177H222V175H220ZM226 177V179H224V180H228V185L227 186H229V183H230V185L232 186H229L228 188H233L232 190H231V192H228V194L229 193H231V195H232V197H239L240 198V205H238L237 203V206H239V207H237L236 208V206H234L235 208H236V210H237V212L233 209V211H235L234 213H235V215H234V213L232 212V208H228V211L229 212H231V213H233V215L232 214H228L227 215V212H226V215L225 214H223L224 216H216V218H219V220H221V222H224L225 223V225H226V223H232L231 221H233V219H235L236 218V223L238 222L239 223V221H237L238 219H237V216L238 217H240V218H242V214H243V208H245V207H247L248 208V212L249 213H246L247 215H246V220H247V222L244 224V226L245 225H247L246 226V228L247 227H251V229H253L254 231H262V228H263V231H264V189H262V188H260V189H258L257 187H256V185H254L255 186V188H253L254 190V195H251L252 197L248 200L247 198H248V195L247 194H245L244 192H245V190L247 189V190H250L251 188H245V190H242L241 189V191L238 189L240 186L239 185H236V186H234L235 184H236V182H234V181H236V179L238 180V178H242V176H244V175H242V176H240V177H238L237 176V173H236V169H234L233 167H231V166H228V169L226 170V172L224 173V175H223V177ZM238 178H237V177ZM27 177V176H26ZM45 177V176H44ZM51 177V179H52V176H50ZM49 177V178H50ZM54 177H56V175L54 176ZM59 177H61L60 176V173H59ZM59 177H57V178H59ZM70 177V176H69ZM74 177V176H73ZM73 177L71 176V178L73 179ZM90 177H92V176H90ZM89 177V178H90ZM120 177V176H119ZM134 177V176H133ZM143 177V176H142ZM217 178L219 177V176H216ZM221 177H219L220 179H221ZM244 177H246V178H248L249 177V173H248V177L247 176H244ZM251 177V176H250ZM39 178V177H38ZM42 178V177H41ZM48 178V179H49ZM87 178V177H86ZM93 178V177H92ZM97 178V177H96ZM114 178H115V176H114ZM123 178V177H122ZM122 178H120V179H122ZM126 178V177H125ZM124 178V179H125ZM128 178V177H127ZM144 178V179H145ZM236 178V179H235ZM241 178L239 179V180H241ZM245 178V179H246ZM257 178V177H256ZM40 179V178H39ZM46 179V178H45ZM44 179V180H45ZM47 179V180H48ZM56 179V178H55ZM82 179V178H81ZM113 179V178H112ZM116 179V178H115ZM131 179V178H130ZM146 179H145V181H146ZM174 179H176V178H174ZM173 179V180H174ZM178 179V178H177ZM235 179V180H234ZM244 179V178H243ZM244 179V180H245ZM5 181H4V183H6V185L5 186H3V185H1V187H4L5 189H7L6 190V193H7V191L11 188L10 187V184H8L7 183V178L6 179H4ZM10 180V179H9ZM8 180V181H9ZM43 180V181H44ZM67 180H68V178H67ZM73 180H76L75 179V177H74V179ZM90 180H92V179H90ZM97 180V179H96ZM123 180V179H122ZM132 180V179H131ZM131 180H130V182H131ZM184 180V179H183ZM223 179H221V180H219V181H222ZM238 180V181H239ZM243 180V181H244ZM2 181H3V179H2ZM49 181H50V179H49ZM71 181V180H70ZM83 181V180H82ZM114 181V180H113ZM121 181V180H120ZM127 181V180H126ZM144 181V180H143ZM163 181V180H162ZM176 181V180H175ZM247 181V180H246ZM261 181H259V184L261 185ZM69 182V181H68ZM122 182V181H121ZM140 182V181H139ZM138 182V183H139ZM167 182V181H166ZM171 182L173 183V181H172V179H171ZM171 182H169L170 183V185H171ZM227 182V181H226ZM233 182V183H232ZM241 182V181H240ZM249 182V180L246 182V183H248ZM253 182H255L256 184L258 183V181H257V179H256V181L254 180ZM261 182V183H260ZM12 183V182H11ZM66 183H67V181H66ZM98 183V182H97ZM96 183V184H97ZM120 183V182H119ZM125 183V182H124ZM124 183H122V185L124 184ZM132 183V182H131ZM130 183V184H131ZM137 183V184H138ZM143 183V182H142ZM148 183H149V181H148ZM163 183V182H162ZM161 183V184H162ZM178 183V182H177ZM181 183H183V182H181ZM180 183V184H181ZM223 183H225V181L223 182ZM235 183V184H234ZM242 183H244V182H242ZM242 183H241V185H242ZM246 183H245V185H246ZM44 184V183H43ZM74 184H76V183H74ZM92 184V183H91ZM91 184H90V186H91ZM134 184V183H133ZM141 184V183H140ZM139 184V185H140ZM164 184V183H163ZM168 184V183H167ZM219 184V183H218ZM240 184V183H239ZM263 184V183H262ZM40 185V184H39ZM69 185V184H68ZM67 184H66V187L68 186ZM71 185V184H70ZM69 185V186H70ZM98 185V184H97ZM113 185V184H112ZM126 185H128V184H126ZM125 185V186H126ZM144 185V184H143ZM147 185V184H146ZM145 185V186H146ZM177 185V184H176ZM175 185V186H176ZM179 185V184H178ZM182 185V184H181ZM225 185V184H224ZM249 185V184H248ZM247 185V186H248ZM12 186V185H11ZM44 185H42V187H43ZM129 186V185H128ZM131 186V185H130ZM129 186V187H130ZM144 186V187H145ZM148 186V185H147ZM161 186V185H160ZM163 186V185H162ZM167 186H169V185H167ZM173 186V185H172ZM180 186V185H179ZM179 186H178V188H179ZM186 186V187H187ZM221 186V185H220ZM226 186V185H225ZM226 186V187H227ZM237 186H239V187H237ZM259 186V185H258ZM63 187H64V185H63ZM71 187V186H70ZM93 187V186H92ZM129 187H127V188H129ZM133 187V186H132ZM137 187H139L138 185H137ZM142 187V186H141ZM140 187V188H141ZM144 187H142V188H144ZM150 187V186H149ZM159 187V186H158ZM224 187V186H223ZM222 187V188H223ZM244 187V186H243ZM262 187H264V185L262 186ZM4 188H3V193H4ZM26 188V187H25ZM44 188V187H43ZM46 188V187H45ZM112 188H113V186H112ZM114 188H115V186H114ZM117 188V187H116ZM150 188H152V187H150ZM161 188V187H160ZM159 188V189H160ZM173 188H174V186H173ZM176 188V187H175ZM177 188V189H178ZM184 188V187H183ZM241 188V187H240ZM135 189V188H134ZM139 189V188H138ZM145 189V188H144ZM156 189V188H155ZM168 188H166V190H167ZM170 190H171V188H169ZM168 189V190H169ZM225 189V188H224ZM244 189V188H243ZM48 190V189H47ZM56 190V189H55ZM63 190V189H62ZM65 190V189H64ZM67 190V189H66ZM101 190H102V188H101ZM120 190H121V188H120ZM154 190V189H153ZM153 190H151L150 189V191L152 192ZM185 190V189H184ZM225 190H228L227 188L225 189ZM11 191V190H10ZM13 191V190H12ZM17 191H18V189H17ZM72 191V190H71ZM107 191V190H106ZM118 191V190H117ZM116 191V192H117ZM122 191V190H121ZM140 191V190H139ZM149 191V190H148ZM148 191H146V192H148ZM160 191H162V189L160 190ZM180 191V190H179ZM182 191V190H181ZM180 191V192H181ZM189 191V190H188ZM188 191H186V192H188ZM244 191V192H243ZM9 192V191H8ZM20 192V191H19ZM47 192V191H46ZM58 192H59V190H58ZM96 192V191H95ZM114 192H115V190H114ZM134 192V191H133ZM141 192V191H140ZM154 192H156V193H159V190H158V192H157V190H154ZM168 192V191H167ZM170 192V191H169ZM171 192H173V193H175V190L173 191H171ZM241 192V193H240ZM6 193H4L5 194V196H6ZM10 193V192H9ZM53 193V192H52ZM56 193V192H55ZM73 193H74V191H73ZM72 193V194H73ZM118 193H121V192H118ZM123 193V192H122ZM142 193V192H141ZM150 193V192H149ZM165 193V192H164ZM240 193V194H239ZM243 193L245 194V195H243ZM247 193H248V191H247ZM250 193V192H249ZM2 194V193H1ZM15 194V193H14ZM23 194H25V193H23ZM46 194V193H45ZM51 194V193H50ZM49 194V195H50ZM97 194V193H96ZM109 194V193H108ZM139 194V193H138ZM145 194V193H144ZM168 194V193H167ZM170 195H171V193H169ZM177 194H178V190H177ZM181 194V193H180ZM252 194V193H251ZM3 195V194H2ZM7 195H9V194H7ZM17 195V194H16ZM21 195V194H20ZM52 195V194H51ZM59 194H57V197L55 196V197H53L54 199V207H52V206H50V208L52 209V211H48V213L49 212H51V214L49 213V216H52V215H55L56 213L58 214L59 213V211L61 210V211H63V207H62V201L60 200V197L58 196ZM125 195H126V193H125ZM136 195V194H135ZM148 195V194H147ZM150 195H152V193L151 194H149V196ZM156 195V194H155ZM189 195V194H188ZM191 195V194H190ZM218 195H219V193H218ZM217 195V196H218ZM231 195H229V197H231ZM242 195L248 200H246L244 197H243V199L245 200H242ZM43 196V195H42ZM63 196V195H62ZM76 196V195H75ZM97 196H99L98 194H97ZM141 196V195H140ZM145 196V195H144ZM143 196V197H144ZM148 196V197H149ZM161 196V195H160ZM165 196V201H168V197L169 196H166V195H164ZM173 197L175 196L176 197V195H172ZM180 196V195H179ZM182 196V195H181ZM184 196H186V195H184ZM247 196V197H246ZM250 196V195H249ZM9 197V196H8ZM10 197H11V195H10ZM16 197H18V196H16ZM51 197V196H50ZM116 197V196H115ZM139 197V196H138ZM151 197V196H150ZM153 197V196H152ZM183 197V196H182ZM191 197V196H190ZM232 197H231V199H232ZM3 199H5L4 197H2ZM7 198V197H6ZM43 198V197H42ZM52 198V197H51ZM55 198H57V201H56V199ZM70 198V197H69ZM99 198V197H98ZM107 198V197H106ZM108 198H109V196H108ZM126 198V197H125ZM136 198V197H135ZM140 198V197H139ZM157 198H159V197H157ZM161 198V197H160ZM163 198V197H162ZM170 198V197H169ZM188 198V197H187ZM192 198V197H191ZM235 198H233V200L235 199ZM239 198H237V200L239 199ZM1 199V198H0ZM23 199V198H22ZM26 199V198H25ZM91 199V198H90ZM147 199V198H146ZM149 199V198H148ZM155 199V198H154ZM153 199V200H154ZM180 199V198H179ZM189 199V198H188ZM222 199V198H221ZM228 199V198H227ZM2 200V199H1ZM7 200V199H6ZM12 200V199H11ZM11 200H10V202H11ZM44 200V199H43ZM50 200H52V199H50ZM69 200V199H68ZM151 200H152V198H151ZM157 200H160V199H157ZM164 200V199H163ZM177 200V199H176ZM190 200H192V199H190ZM219 200V199H218ZM233 200H231V201H233ZM3 201V200H2ZM31 201V200H30ZM56 201V202H55ZM83 201V200H82ZM121 201H123V200H121ZM128 201V200H127ZM149 201V200H148ZM148 201H146V204H147V202ZM155 201V200H154ZM172 199H170V201L168 202L169 204H171L172 205ZM179 202H181V199L180 200H178ZM182 201H184L183 200V198H182ZM207 201H209V203L207 202ZM235 201H236V199H235ZM13 202H14V200H13ZM52 202V203H53ZM69 202H70V200H69ZM89 202V201H88ZM101 202H103V201H101ZM109 202V201H108ZM123 202H125V201H123ZM158 202V201H157ZM171 202V203H170ZM177 202V201H176ZM223 203V201L222 200H220V203ZM15 203V202H14ZM23 203V202H22ZM71 203V202H70ZM69 203V204H70ZM73 203V202H72ZM91 203V202H90ZM150 203V202H149ZM153 202H151V204H152ZM156 203V202H155ZM161 203H164V202H161ZM182 203V202H181ZM179 204V206L181 205L182 206V204ZM221 203V204H222ZM4 204V203H3ZM7 203L5 202V205H6ZM11 204V203H10ZM39 204H41V203H39ZM115 204V203H114ZM142 204V203H141ZM157 204V203H156ZM165 204V203H164ZM167 204V203H166ZM175 203H174V198H173V205H174ZM219 204V203H218ZM229 204H231V203H229ZM233 204H235V203H233ZM232 204V205H233ZM235 204V205H236ZM13 205H16V204H13ZM44 205V204H43ZM48 205V204H47ZM91 205V207L93 206L94 208L91 210L92 211V213H94V214H92L94 217H95V214H96V210H97V208L101 205V203L99 202V199H96V197H95V201H94V205H92V203L90 204ZM121 205V204H120ZM168 205V204H167ZM170 205V206H171ZM228 205V204H227ZM231 205V206H232ZM1 206V205H0ZM7 206V205H6ZM5 206V207H6ZM10 206H12V205H10ZM40 206V205H39ZM45 206H46V204H45ZM44 206V207H45ZM116 206V205H115ZM114 206V207H115ZM144 206V205H143ZM149 206V205H148ZM152 206V205H151ZM154 206V205H153ZM152 206V207H153ZM161 206V205H160ZM163 206V205H162ZM164 206H166V205H164ZM228 206H230V205H228ZM227 206V207H228ZM245 206V207H244ZM4 207V208H5ZM41 207H43V206H41ZM41 207L39 208V209H41ZM43 207V208H44ZM47 207V206H46ZM90 207V206H89ZM89 207H88V209H89ZM114 207H113V209H114ZM156 207H158L159 208V205L158 206H156ZM168 207H169V205H168ZM174 206H172V209L174 210V212H175V210H177V206H175V207H177L176 209H174L173 208ZM226 207V206H225ZM224 207V208H225ZM226 207V208H227ZM17 211L16 212H18L17 213V215L18 216H20V218L19 219H21V221H22V223H23V225L20 227L21 229L24 227V230H25V232H23L24 233V237L25 238H27L28 239V241H30V242H28L27 241V243L28 244H30L31 243V247L34 245L33 243H35V246L39 249L38 250V252H39V254H40V250L41 251H43L44 253H46L47 255L48 254H51L52 253V250L53 249H50L49 248V246H46V244H48L47 243V240H46V243H45V238H44V236H43V232L41 231L40 232V227L42 226V230H43V227L46 225V224H48L46 227L48 228V233L50 234V226H49V223L51 222V220H49V217H48V215H47V222L46 221H44V220H42L43 222H45L46 224H44V223H42L43 225H41V223H40V227L38 226L39 225V223L36 221L35 222V220L36 219H34V221H33V219H32V221H30V220H28L29 218V216L28 217H26L25 215H26V213H25V210H24V208H23V205L22 204H18V202H17V205H16V207H14ZM69 208H70V206H69ZM77 208V207H76ZM105 208H106V206H105ZM116 208V207H115ZM145 208V207H144ZM167 208V207H166ZM166 208H164V209H166ZM170 208V207H169ZM222 208V207H221ZM2 209V208H1ZM7 209V208H6ZM5 209V210H6ZM11 209V208H10ZM12 209H13V206H12ZM22 209H23V211H22ZM47 210H50V209H48V208H46ZM65 209V208H64ZM85 209H86V207H85ZM100 209H101V207H100ZM109 209V208H108ZM111 209V208H110ZM148 209V208H147ZM160 209H161V207L159 208V211H160ZM181 210H182V208H180ZM8 210V209H7ZM6 210V211H7ZM46 210V211H47ZM103 210V209H102ZM101 210V211H102ZM106 210V209H105ZM156 210V209H155ZM170 210V209H169ZM224 210V209H223ZM3 211V210H2ZM5 211V212H6ZM42 211H43V209H42ZM45 211V210H44ZM43 211V212H44ZM60 211V212H61ZM101 211H99L100 213H101ZM107 211V210H106ZM119 211V210H118ZM149 211V210H148ZM167 211H168V208H167V210L166 211H163L164 213H167ZM183 211H184V209H183ZM186 211H188V210H186ZM227 211V210H226ZM12 212H15V211H12ZM12 212H11V214H12ZM70 212V211H69ZM86 212V211H85ZM103 213H104V211H102ZM110 212V211H109ZM117 212V211H116ZM120 212V211H119ZM152 212H153V210H152ZM162 212V211H161ZM162 212V213H163ZM168 212H170V211H168ZM171 212H172V210H171ZM178 212H181V211H178ZM185 212V211H184ZM184 212H182V213H184ZM247 212V211H246ZM8 213V212H7ZM6 213V214H7ZM25 213V214H24ZM31 213V212H30ZM87 213V212H86ZM90 214H91V212H89ZM114 213H115V211H114ZM150 213V212H149ZM159 213V212H158ZM175 213H177V211L175 212ZM174 213V214H175ZM237 213V214H236ZM5 214V215H6ZM10 214V213H9ZM14 214V213H13ZM24 214V215H23ZM28 214V213H27ZM36 214H38V213H36ZM41 214V213H40ZM45 214H46V212H45ZM56 214V215H57ZM67 214H69V213H67ZM106 214V213H105ZM105 214H104V218H105ZM111 214H113L112 212H111ZM110 214V215H111ZM115 214H117V213H115ZM169 214V213H168ZM171 214V213H170ZM169 214V215H170ZM178 214H180L179 215V219H180V216H181V213H178ZM191 214V213H190ZM195 214H194V216H195ZM1 215V214H0ZM5 215H4V217H5ZM14 215H16V213L14 214ZM65 215V214H64ZM63 215V216H64ZM70 215V214H69ZM172 215V214H171ZM170 215V216H171ZM177 215V214H176ZM185 215H187V213L186 214H182V216H185ZM189 215V214H188ZM7 216V215H6ZM11 216V215H10ZM10 216H9V218H10ZM18 216H17V218H18ZM37 216V215H36ZM43 216V215H42ZM60 217L62 216V215H59ZM87 216V215H86ZM98 216V215H97ZM116 216V215H115ZM157 216V215H156ZM164 216V215H163ZM173 216H175V215H173ZM191 216V215H190ZM243 216H245L244 214H243ZM15 217V216H14ZM24 217H26V219L24 218ZM31 217V216H30ZM45 217H46V215H45ZM54 217V216H53ZM53 217H51V218H53ZM56 217V216H55ZM59 217V218H60ZM89 217V216H88ZM87 217V218H88ZM91 215H90V217L88 218V219H91ZM111 217H114V214H113V216H111ZM177 217V216H176ZM175 217V218H176ZM186 217H188V216H186ZM192 217V216H191ZM196 217V216H195ZM195 217H192V218H194L195 219ZM2 218H3V216H2ZM7 218H8V216H7ZM6 218V219H7ZM28 218V219H27ZM33 218H34V216H33ZM40 218V217H39ZM86 218V220H88ZM108 218V217H107ZM162 218V217H161ZM164 218V217H163ZM171 218V217H170ZM185 218V217H184ZM192 218H190V221H191V219ZM239 218V219H240ZM15 219V218H14ZM18 219V220H19ZM31 219V218H30ZM58 218H56V220H57ZM61 219H62V217H61ZM64 219H66V218H64ZM64 219L62 220L63 222H64ZM93 219V218H92ZM99 219V218H98ZM117 219V218H116ZM115 219V220H116ZM151 219V218H150ZM172 219V218H171ZM182 219H183V217H182ZM181 219V221H184L185 222V220H182ZM197 219V218H196ZM59 220V219H58ZM66 220H68V219H66ZM94 220V219H93ZM106 220V219H105ZM167 220V219H166ZM177 219H175V222L177 223L176 225L178 226V222L176 221ZM193 220V219H192ZM199 221H200V219H198ZM245 220V221H246ZM7 221V220H6ZM15 221H17V220H15ZM14 221V222H15ZM109 221V220H108ZM114 221V220H113ZM131 221V220H130ZM169 221H172V223L174 222V220H169ZM169 221H167V223L169 222ZM179 221V220H178ZM194 221V220H193ZM213 221H215V219L213 220ZM244 221V222H245ZM9 222V221H8ZM7 222V223H8ZM19 222V221H18ZM56 222V221H55ZM62 222V223H63ZM88 222V221H87ZM87 222L85 223L86 225H88L89 226V224L91 223H89V224H87ZM132 222V221H131ZM184 222H182V223H184ZM187 222V221H186ZM217 222V221H216ZM234 222V221H233ZM243 222V223H244ZM21 223V222H20ZM20 223L18 224V225H20ZM52 223V222H51ZM69 223V222H68ZM165 223H166V221H165ZM181 223V224H182ZM191 223H192V221H191ZM235 223V222H234ZM53 225L55 224L54 222L52 223ZM61 224V223H60ZM65 224V223H64ZM92 224V223H91ZM90 224V225H91ZM107 224V223H106ZM109 224V223H108ZM170 224V223H169ZM175 224V223H174ZM174 224H173V226H174ZM197 224H200L199 222H197ZM240 224H242V222L241 223H239L238 224V226L240 225ZM13 225H15V223L13 224ZM17 225V224H16ZM18 225H17V227H18ZM119 225V224H118ZM164 225V224H163ZM165 225H168V224H165ZM170 225H172V224H170ZM169 225V226H170ZM175 225V226H176ZM191 225V224H190ZM194 225V224H193ZM195 225H196V223H195ZM3 226V225H2ZM6 226V225H5ZM49 226V227H48ZM55 226H57L56 224H55ZM92 226V225H91ZM90 226V227H91ZM105 226V225H104ZM182 226V225H181ZM184 227H185V225H183ZM199 226V225H198ZM229 227V224L228 225H226V227ZM232 226H234V228H235V226L237 227V224L236 225H234L233 223H232ZM232 226H231V228H232ZM244 226H242V227H240L239 226V228H242V229H245L244 228ZM10 227V226H9ZM39 227V228H38ZM71 227V226H70ZM94 227V226H93ZM96 227V226H95ZM145 227V226H144ZM172 227V226H171ZM211 227V226H210ZM213 227V226H212ZM215 227H218V225L217 226H215ZM228 227L226 228L227 229V231L229 230V229H231V228H229L228 229ZM67 228H68V226H67ZM92 228V227H91ZM106 228H107V226H106ZM146 228V227H145ZM170 228V227H169ZM174 228V227H173ZM177 228V227H176ZM190 228V227H189ZM220 228V227H219ZM234 228H232V229H234ZM8 229V228H7ZM15 230H16V228H14ZM21 229H20V232H21ZM39 229V230H38ZM54 229V228H53ZM93 229V228H92ZM172 229V228H171ZM178 229V228H177ZM196 229V228H195ZM214 229V228H213ZM212 229V230H213ZM217 229V228H216ZM216 229H214V230H216ZM238 229V228H237ZM261 229V230H260ZM9 230V229H8ZM19 230V229H18ZM57 230V229H56ZM60 230V229H59ZM88 230V229H87ZM86 230V231H87ZM134 230V229H133ZM189 230V229H188ZM211 230V229H210ZM212 230H211V232L210 233H212ZM219 230V229H218ZM217 230V231H218ZM5 231V230H4ZM10 231V230H9ZM45 231V230H44ZM53 231V230H52ZM63 231V230H62ZM113 231V230H112ZM138 231V230H137ZM164 231V230H163ZM171 231V230H170ZM184 231V230H183ZM182 231V232H183ZM225 231V230H224ZM231 231H233V230H231ZM240 231V230H239ZM246 231H248L247 229H246ZM252 231V230H251ZM263 231H262V233H263ZM19 232V231H18ZM45 232H47V231H45ZM45 232H44V234H45ZM67 232V231H66ZM69 232H70V230H69ZM68 232V233H69ZM76 232H79V231H76ZM171 232H174V231H171ZM170 232V233H171ZM201 232V231H200ZM229 232V231H228ZM236 233H237V231H235ZM244 231H242V233H243ZM249 232V231H248ZM258 232V233H259ZM10 233V232H9ZM48 233H46V234H48ZM216 233V232H215ZM214 233V234H215ZM218 233V232H217ZM220 233V232H219ZM239 233H241V232H238V234ZM242 233L240 234L241 236H240V239H242L243 237H244V235H243V237H242ZM48 234V235H49ZM77 234V233H76ZM92 235H94L93 233H91ZM178 234V233H177ZM180 234V233H179ZM190 234V233H189ZM213 234V233H212ZM213 234V235H214ZM221 234V233H220ZM245 234V233H244ZM250 234L252 235V233L250 232ZM7 235V234H6ZM19 235V234H18ZM47 235V236H48ZM90 235V234H89ZM89 235H87V236H89ZM118 235V234H117ZM167 235V234H166ZM183 235H185V234H183ZM216 235V234H215ZM219 235V234H218ZM236 235V234H235ZM248 235V234H247ZM250 235V236H251ZM256 235L257 236H259L260 235V233L259 234H257L256 233ZM263 235V234H262ZM55 236V235H54ZM57 236V235H56ZM72 236H73V234H72ZM122 236V235H121ZM171 236V235H170ZM192 236V235H191ZM220 236V235H219ZM224 236V235H223ZM223 236H221V237H223ZM229 236V235H228ZM255 236V235H254ZM3 237V236H2ZM23 237V238H24ZM153 237V236H152ZM185 237H186V235H185ZM188 237V236H187ZM201 237V236H200ZM202 237H203V235H202ZM232 237V236H231ZM235 237H237V236H235ZM235 237H234V239H235ZM20 238H21V235H20ZM48 238V237H47ZM71 238V237H70ZM90 238V237H89ZM91 238H92V236H91ZM184 238V237H183ZM192 238V237H191ZM217 238V237H216ZM229 238H230V236H229ZM239 238V237H238ZM237 238V239H238ZM244 238H247V236H245ZM249 238H252V237H249ZM255 238H257L256 236H255ZM262 238V237H261ZM62 239V238H61ZM93 239H94V236H93ZM93 239H91V241L93 240ZM181 239H182V237H181ZM196 239V238H195ZM225 239V238H224ZM228 239V238H227ZM233 239V238H232ZM236 239V240H237ZM254 239V238H253ZM253 239H250V240H252V241H254ZM25 240V242H26V239H24ZM23 240V241H24ZM51 240V239H50ZM49 240V243L51 244V242L53 241V240H51L50 241ZM55 240V239H54ZM63 240V239H62ZM96 240V239H95ZM94 240V241H95ZM203 240V239H202ZM219 240V239H218ZM235 240V244H236V242H238V241H236ZM249 240V239H248ZM259 240V239H258ZM258 240H256L255 242H257ZM261 240H263V239H261ZM7 241V240H6ZM6 241H4L3 239H1V236H0V264H15V258H16V253H18L17 252V250H16V248L13 246V245H8L7 243H6ZM44 242L43 244L41 243V242ZM72 241V240H71ZM179 241V240H178ZM182 241V240H181ZM224 241V240H223ZM229 241H231V240H229ZM244 241V240H243ZM16 242V241H15ZM24 242V243H25ZM54 242V241H53ZM98 242V241H97ZM170 242V241H169ZM168 242V243H169ZM175 242H176V239H175ZM186 242V241H185ZM196 242V241H195ZM215 242V241H214ZM264 242V241H263ZM262 242V243H263ZM73 243V242H72ZM77 243V242H76ZM172 243V242H171ZM170 243V244H171ZM177 243V242H176ZM183 243V242H182ZM217 243V242H216ZM232 243H234V241H232ZM253 243V242H252ZM20 244V243H19ZM28 244H26V245H28ZM53 244V243H52ZM51 244V248H53L54 246H57V245H52ZM70 244V243H69ZM68 244V245H69ZM158 244V243H157ZM178 244H181V243H179L178 242ZM227 244H231V243H227ZM234 244V245H235ZM243 244V243H242ZM250 244V243H249ZM256 244V243H255ZM254 244V245H255ZM258 244H260V243H258ZM257 244V245H258ZM24 245V244H23ZM102 245V244H101ZM169 245V244H168ZM175 245V244H174ZM182 245V244H181ZM180 245V246H181ZM219 245H221V244H219ZM218 245V246H219ZM246 245V244H245ZM245 245H244V247H245ZM253 245V246H254ZM15 248H13V247ZM18 246V245H17ZM29 246V245H28ZM29 246V247H30ZM35 246H33V248L35 247ZM63 246V245H62ZM64 246H65V244H64ZM162 246V245H161ZM227 246H229V245H227ZM226 246V247H227ZM242 246V245H241ZM240 246V247H241ZM247 246V245H246ZM256 246V245H255ZM260 246V245H259ZM30 247V248H31ZM176 247H177V244H176ZM239 247V246H238ZM237 247V248H238ZM240 247L238 248V249H240ZM257 247V246H256ZM57 247H55V249H56ZM75 248V247H74ZM81 248V247H80ZM218 248V247H217ZM220 248V247H219ZM218 248V250H220ZM229 248H231V247H229ZM236 248V247H235ZM236 248V249H237ZM250 248H251V245H250ZM250 248H249V246H247V247H245V248H241V250H239V252H238V254H237V256L236 257H238V258H232V259H238L239 260V264H246L245 262L249 259L248 258V256L250 255V253H249V251H247L248 249L250 250ZM253 248V247H252ZM255 248V247H254ZM260 248H262L261 246H260ZM64 249V248H63ZM100 249V248H99ZM114 249V248H113ZM228 249V248H227ZM247 249V250H246ZM26 250H28V248L26 249ZM76 250V249H75ZM102 250V249H101ZM184 250H186V249H184ZM202 250V249H201ZM223 250V249H222ZM229 250H231V249H229ZM235 250V249H234ZM252 250V249H251ZM255 250V249H254ZM257 250V249H256ZM34 251V250H33ZM62 251V250H61ZM66 251V250H65ZM106 251V250H105ZM114 251V250H113ZM233 251V250H232ZM238 251V250H237ZM259 252H260V249L258 250ZM262 251H264L263 249H262ZM262 251H261V253H262ZM20 252V251H19ZM30 252V251H29ZM32 252V251H31ZM82 252V251H81ZM100 253H102L101 251H99ZM229 252V251H228ZM234 252H236V250L235 251H233V253ZM259 252H258V255H260L259 254ZM27 253H28V251H27ZM180 252H178V254H179ZM230 253V252H229ZM237 253V252H236ZM254 253V252H253ZM256 253V252H255ZM33 254V253H32ZM35 254V253H34ZM36 254H38V253H36ZM39 254H38V256H39ZM53 255L55 254V253H52ZM175 254V253H174ZM257 254V253H256ZM255 254V255H256ZM46 255V256H47ZM72 255V254H71ZM136 255V254H135ZM231 255H234V254H231ZM261 255H263V254H261ZM37 256V255H36ZM41 256H42V253H41ZM58 256V255H57ZM178 256H180V255H178ZM182 256V255H181ZM226 256V255H225ZM235 256V255H234ZM43 257H44V255H43ZM117 257V256H116ZM139 257V256H138ZM177 257V256H176ZM175 257V258H176ZM229 257V256H228ZM252 257H253V255H252ZM255 257V256H254ZM259 257V256H258ZM48 258V257H47ZM59 258V257H58ZM58 258L56 257V262H57V260H58ZM105 258V257H104ZM248 258V259H247ZM263 258H264V256H263ZM39 259V258H38ZM41 259V258H40ZM51 259V258H50ZM62 259V258H61ZM61 259H59L58 261H60ZM253 259V258H252ZM255 259V258H254ZM262 258H260V260H261ZM16 260H17V258H16ZM24 260V259H23ZM87 260V259H86ZM121 260V259H120ZM149 260V259H148ZM234 260V261H235ZM251 260V258L248 260V261H250ZM19 261V260H18ZM63 261V260H62ZM68 261H69V259H68ZM67 261V262H68ZM122 261V260H121ZM175 261V260H174ZM173 261V262H174ZM177 261V260H176ZM237 261V260H236ZM254 261V260H253ZM256 261V260H255ZM262 261H263V259H262ZM34 262V261H33ZM52 262V261H51ZM115 262V261H114ZM229 261H227L226 260V263H228ZM250 262H252V261H250ZM258 262H260V261H257V263ZM17 263V262H16ZM25 263V262H24ZM32 263V262H31ZM39 263V262H38ZM59 263V262H58ZM235 263V262H234ZM255 263V262H254ZM253 263V264H254ZM39 264H41V263H39ZM46 264H48V263H46ZM106 264V263H105ZM232 264V263H231ZM236 264H238L237 262H236ZM251 264V263H250ZM259 264V263H258ZM261 264H264V261H263V263H261Z\"/></svg>",
	"mask_w": 264,
	"mask_h": 264
}]
</instances>
